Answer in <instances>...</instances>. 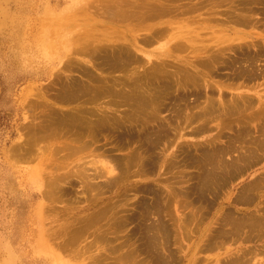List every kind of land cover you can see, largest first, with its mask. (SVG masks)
<instances>
[{"label":"rangeland","instance_id":"rangeland-1","mask_svg":"<svg viewBox=\"0 0 264 264\" xmlns=\"http://www.w3.org/2000/svg\"><path fill=\"white\" fill-rule=\"evenodd\" d=\"M207 1H219V0H157V1L156 0H152V1L151 0L150 1L149 0H145V1L144 0H0V264H87V263L89 264L90 261H93L94 259H95L94 261L96 262V264H99V262L97 261L98 258L101 259L100 264H106L108 261H109L108 263L110 262L113 263L114 260L116 261L117 257H118L117 259H119L118 262L116 261L117 263L114 262L113 264H118L119 262L120 264H123V262L121 263L122 261L121 259L124 258V256L122 255L120 256V254L117 255L118 253H123V255L127 254L126 256L127 257L129 256L128 259L130 258L129 260H131L129 263H132V260H133V263L135 264H136V261L139 262L137 264H141V263L142 264H157V263L158 264H162V263L163 264H169V263L170 264H264L263 262L264 261V246H263L264 244V232H263L264 225H262L264 223V217H263L264 209L262 208L264 207V179H263L264 178V149H262L263 151L260 149L262 145L261 146L259 145L260 148L257 147L258 150L257 152H255L256 153L255 155L252 154L254 153L252 149L255 148V151L257 149L256 145L258 144V141H255V140H258V138H260L259 140L263 141V136H264V133H261L262 129H264L262 127L264 126V123H263L264 120H262V117L264 119V114L262 113V111H264L262 109L264 108L263 107L264 106V27H263L264 26V23H263L264 22V10L262 14L264 0L256 1L257 4L259 5L257 4L255 5L254 4L255 0H251V1H254L253 6L251 5L252 9L255 10L254 12L252 11L253 16L251 19L253 20L255 18L253 20L254 22L261 21L263 24L261 23L259 24V22L258 23L253 22L255 25H253L252 23L253 27L251 25L248 28L246 27L244 28L243 26H238L235 23H228L225 21L223 23L222 19L224 17H222L220 14L221 13L225 14L224 12L225 9L223 8H226L227 10V7H225V5L222 6L221 3L213 2V3H216V6L211 8L209 7V5H206L207 3L205 2ZM152 5L156 6L157 7L156 10H158V12L156 11L155 15L152 14L149 8ZM228 5L229 4H227V6ZM207 8L209 10L210 8L212 10L213 8H215L216 11L210 10L209 12ZM127 14L133 15L134 17L136 16L135 17L136 19H134L133 16H129ZM128 17H131V19ZM256 24L260 26L257 27L258 25ZM228 27H231V28H228ZM227 29L230 32H228ZM233 29H235V31ZM153 31L155 32L157 31L159 33H156L157 36L156 37L153 36L152 41H151L150 36L155 35ZM243 31L246 33H244ZM241 32L244 34H242ZM190 35H191L190 37L191 41L193 40L192 42L186 41V38L187 37L189 38ZM234 37H236L237 39L232 40L234 39ZM239 37H242L243 39H240ZM147 38L148 40H146ZM171 38L173 41L171 40ZM142 39H144V41L146 40L147 42L146 41L143 42ZM178 39H180L179 44H181V40H183L182 44L184 45V47L182 48V50H178L177 48H174V46L178 45V44L174 45L175 41H179ZM225 39L226 40L229 39L230 43H228V41H225V43L222 44L221 40H225ZM219 40H220V43H219ZM246 41H249L251 45L249 46V42H246ZM172 44L174 45L173 47H171ZM235 44L239 48L241 47L243 49L237 48ZM226 45L227 46L229 45L228 46L229 48ZM125 46L127 47V50ZM178 46L182 47V45H178ZM224 46H226L228 50L230 49V51H228L227 49L224 50L225 49ZM115 47H117L118 49H120L121 47L122 51L121 49L118 51V49L117 48L115 49ZM222 47H224L223 53L220 51L222 49L217 50ZM233 48L234 50H232ZM108 49H110V52ZM106 50H108V52ZM244 50L247 53L248 52L249 53L247 54ZM219 51H220V54H219L220 56L224 54L223 55L224 58H220V60L217 59L220 56L218 55L217 57L216 55L214 56V54H218ZM99 52L102 53L103 57H101V54ZM116 52L118 53V55L120 54L121 56L120 55L118 56ZM127 52L130 55V57H127L126 55ZM106 53L110 55H114V56H110V55L108 56ZM104 55L105 56L107 55V57H104ZM209 55L210 57L211 56L212 57L210 58ZM213 56L216 57L217 60L215 58L213 59ZM135 57L137 58L136 60H135ZM231 57L237 60L234 61ZM253 57H256V58L254 59ZM107 58H111V59L114 58L115 60L113 61L110 59L111 61L108 62ZM127 58L128 60H126ZM243 58L244 60L246 58L247 59L245 61L243 60L244 61L243 62L242 61ZM121 59H122L121 61L122 64L121 63L119 64L120 62L119 60ZM123 59L126 60L128 63L130 64L132 63L134 65L132 64L130 65L124 62ZM212 59L215 62H212ZM222 59L225 62H228L229 65L232 64L231 67H229V65L225 63L224 61L223 63ZM230 59H232V61ZM250 59L251 60L254 59V61L253 60L251 61ZM106 61L110 64L109 66L107 65L108 63ZM249 61H251L252 63ZM111 62H115V63H111ZM165 62H167L166 65L168 64L167 65L168 67L163 66L165 65L164 64ZM160 63L161 65H159ZM244 63L247 66L249 65L251 66L252 64L253 65L252 71L254 70L253 73L256 75L252 74L251 67L249 66L247 68ZM248 63L250 64L248 65ZM112 64H116V66ZM155 64L156 66H158L157 68H155L156 67ZM223 64L225 65L227 64V65L225 66ZM242 64L245 66H243ZM117 65H120V66H117ZM129 65H130L129 67L130 71L127 74L136 75L138 72L142 71L143 74H141L140 72L139 75L140 74L142 75L141 77L143 79L141 81L143 82L144 85H146L145 87L147 88L145 89L144 85L139 80V78L141 79V77H139L138 74L136 75V77L135 75L134 76L132 75L134 79L133 82L134 83L136 82L134 85L136 86L137 84L140 83V85H137V87H135L132 84V86L136 88L134 90L137 92V94L139 93L140 96L138 95L136 96L135 91L129 88L131 85L128 86L127 84L125 87V84H124L125 91L124 90L123 91L126 92V90L129 88L127 90L129 93L126 92L124 93L125 95L123 94L124 99L121 98L123 96L122 94H121L122 96L119 95L121 98L120 100L118 99L119 98L118 95L117 97L113 95L118 94L120 92V89L122 91L123 89L121 88L123 85L122 83L129 82L128 78L131 76L128 77V75H125L126 73L124 74L125 71H123L125 70L124 68H126V66L128 70ZM233 65L236 67L239 65H242V67L247 68V70L244 68H241V66L239 67L240 69L238 68L239 71L237 70L236 67H235L236 68L235 70V68H233ZM113 66L114 68H117V67L118 68L114 69ZM161 66H163L162 67V69L164 68L163 70L169 73L172 72V73L177 74L178 73L177 71H179L180 76L179 74L175 75V74L167 73L168 74L167 76L169 75L170 76H169V79H165L164 78L165 73L162 70L163 72L162 71L161 72L163 73L164 76H162V80H161L160 76L162 74L160 75L159 73H157L161 69ZM133 67H135V69L137 68V70L133 69ZM177 67L178 68L180 67L181 68V69L179 68L180 70L184 69L182 67H186L187 69L185 68L184 70L188 71L189 76L190 74H194V73L196 75L195 74L191 75L190 78L193 77L191 80L188 76L187 78H184L183 77L184 73L186 72L185 73V76H186L187 71L183 70L182 71L183 73H182ZM87 69L89 72L87 71ZM131 69L135 71L133 72ZM157 69L159 70L157 71ZM241 69H242V72H240ZM148 70L153 72L152 76L150 73H144V72H147ZM244 70L247 72L245 73ZM136 71L137 73H135ZM234 72L237 75H235ZM239 72H240V76L238 75ZM88 73H91L92 75H89ZM94 73L96 75H94ZM144 74H147L149 77H147V75L145 76ZM157 74L160 77V80L158 82H157V79H159V77L156 76ZM241 74L242 75L244 74L243 75L244 77L243 76L241 77ZM251 74L254 76L252 77V79H251V76H248ZM123 76L124 78H122ZM167 76L166 78H168ZM198 76H199V79H198ZM98 77L102 80V83L97 82L100 80V79L99 80L97 79ZM120 77L121 79H123L122 81L119 79ZM132 77H131V80H132ZM153 77L155 78L153 79ZM149 78L154 82L152 83L151 81H146V80H150ZM194 78L195 80L193 82L192 80ZM196 78L197 80H199V82L196 80ZM108 79H111L109 80V82L111 81H112L111 83L114 82V85L111 83H108ZM172 79L175 82H173ZM76 80L79 81L78 85L76 83L77 82ZM116 80L117 81L120 80L121 82H117ZM71 81L72 83H70ZM83 81H86V84ZM171 81L173 84L171 83ZM180 81L184 83L185 85L184 88H187L186 90L183 88L184 85ZM195 81L198 82V84L201 81L200 83L201 85L199 84L198 86L196 83V85H192V87L187 86L188 83L192 84V82L195 83ZM92 82H95V83L97 82V83L95 84ZM104 82H106L107 85L106 83L104 85ZM148 82L150 83L146 84ZM155 82L157 86L154 85V87H152L153 85L151 86V84H155ZM176 82H178L179 84L182 83L180 85L182 88V91L183 90L186 91V92L183 91L184 94L181 93L182 92L180 90L181 88L180 89L178 88L180 86H178V83ZM73 83L74 84L76 83L75 86L73 85ZM80 83L81 85H79ZM88 83L90 84L92 89L91 87H87ZM66 84L67 86H65ZM71 84H72V87L71 86L69 87L68 85H71ZM92 84L93 85L95 84L96 86H98V89L99 88L101 89L102 84H103V88L101 90H103V92L106 91L104 93H107L109 91L110 93L109 92L108 93L110 94V97H108L109 95L107 96L106 94L102 95V92L99 91V93L102 95L100 96L98 92H96V90L93 89L94 86ZM167 84H169L170 90L169 88L164 89V86L165 85L167 86ZM174 84H176V86H174ZM76 85L79 86V88ZM99 85L101 87H99ZM108 85H112L114 88V91L116 90V93H113L112 87H109ZM147 85H150L149 89ZM172 85L174 86L172 90H175L176 92L171 91ZM63 86L68 88L67 89L68 92L70 91V89L73 91H76L78 93L77 94L75 92V94L77 95L76 99H75V94L73 91L72 93L70 91L69 96H66L68 92L67 94L65 93L66 90H65V87L63 89ZM82 86L85 87V88L83 87V91L84 89L86 91V88L88 89L90 88V92L88 90L87 94L82 95V93L85 92V91L84 92L82 91V88L80 89V87ZM105 86H107L108 89H106L107 87ZM140 86L142 87V89L140 88ZM155 87L159 89H155ZM94 88L96 89L97 87H94ZM153 88L158 92H160L159 90L162 91L163 89L164 91L159 94L158 92L153 91L154 90ZM92 90H93V94H91ZM130 90H132L133 94L135 95L131 94L130 96ZM144 90L146 91L145 92L146 94L144 93ZM151 90L153 94L156 92L154 96H152L150 92ZM167 90H169L175 95L171 94ZM165 91L169 93L167 94V92ZM63 92L66 95L64 94V96H62ZM177 92L181 94H178ZM95 93H97L98 95H96ZM70 94H73V95L70 96ZM79 94H81L80 95L81 97H78ZM94 94L95 96H99V97L95 98L94 96H92ZM127 94H129L130 96V97L128 96V98H130V100L128 99L129 101L126 100ZM164 94H167V95L165 96ZM141 95L142 97L143 95L146 97L148 96L147 97L148 99H145L146 97H143L144 100H147L145 101L147 102L146 104L143 101L144 104L145 105L148 104V106L146 107L145 105L143 106L142 104L143 102L141 101L143 100V98H141ZM159 95H161L163 99H166V101L159 98L160 97ZM181 95H183L187 100H184V97H182L183 99L182 100ZM156 96H159L158 98L167 104L163 102L159 103L160 100L156 98ZM164 96L165 97L168 96V97L165 98ZM178 96H180V98ZM194 96L196 97V100ZM59 97L61 99L62 97H66V98L69 97L66 99L68 102L65 101V98L62 100L58 99ZM72 97H74L73 99L74 101L71 100ZM91 97H94L95 100H93V98ZM90 98L92 102H90L91 101ZM110 98H111V102L109 100ZM152 98L157 99L159 105H156L157 104L155 102L156 100L155 99L153 100ZM168 98L170 99L172 98L175 101V103H178V100L180 102L182 101L183 102L182 106L180 102H179L180 104H175L172 99L171 101ZM175 98H177V102ZM233 98L234 99L237 98L236 101ZM247 98H250V99L248 100ZM85 99H87L89 102H86ZM211 99L213 101H211ZM225 99H227L228 101ZM112 100L114 101L112 102ZM115 100L119 102H116ZM133 100H134V103L132 102ZM148 100L149 102H151V100L153 101L152 103H148ZM207 100L211 101L210 103L213 102V105L211 107H208L209 102H207ZM214 100L216 102H214ZM243 100L244 101L247 100L250 106L248 105L246 108H244L247 105V103L244 102ZM120 101H125L126 104L128 103L129 106L132 103V106H134V108L133 107L132 108L134 110L131 109L130 112L134 113V116L132 115L134 119H132V117H129L131 116V113L129 116L124 114L126 109L127 111L130 110L131 106L130 107L125 106L124 102H121L120 104ZM136 101H139V103L143 107L139 103L136 104L135 103ZM109 102L111 103V105ZM154 102L156 104H153ZM190 102L192 104H190ZM222 102L224 103L229 102V105L232 103L231 105L233 106V108L235 107L236 110H233V108L230 106L231 109L229 108L230 110L228 112V108L226 109L227 105L226 106L222 105L224 104ZM112 103L113 104L116 103V104L113 106ZM162 103L165 107L162 106ZM170 103L171 104L174 103L175 104L174 107H172L173 104L172 106H170L171 105ZM193 103L195 106H193ZM235 103H238L237 104L238 106H236ZM134 104L138 108L141 106L139 109H142L144 113L147 112L146 115L141 114L142 110L140 111L138 108H135ZM187 104L189 106L192 105L193 107L191 106L192 107L191 108L188 106L189 107L188 109ZM217 104H218L217 107L220 110L216 107ZM153 105H156V107H154ZM160 105L162 108L160 107ZM214 105H215V108L212 109ZM241 105L244 107H242ZM170 107H172L171 108L172 110H176V111L175 112L172 111ZM200 107L201 109L204 107L203 108L204 110L202 109L203 111H208V110L212 111V114L210 113V111H209L210 114L208 113L207 114L213 117L212 118L208 116L204 117L203 115L205 114V112L202 113L203 111L200 109ZM237 107L241 108V111H239V108L237 109ZM77 108L80 110V114L75 111V109ZM87 108H88V111L86 110ZM92 108L96 112L93 111ZM216 108H217V111H216ZM89 109L90 110L92 109L91 112ZM162 109H164V111ZM183 109L185 110L183 111ZM138 110L140 111L139 113L143 116H141L139 113L136 112ZM213 110L216 112H214ZM226 110L228 113H230L229 115L226 112ZM242 110L243 112L244 111L246 112L244 113V115L242 114L243 117H246L247 115L250 117L251 116L254 117L255 114L253 113L255 111H257L258 113H257V116L255 115L256 117V118L254 117L255 119L251 117L253 120L252 119L250 120V117L248 116H247V119L245 118L243 119V118H239L240 116L242 117V115H238L242 112ZM247 110H249V112ZM189 111H191V113ZM199 111H202V112L199 113ZM234 111L235 112L237 111L236 114L237 113L238 114L236 115ZM67 112L71 113V114L69 113L71 116V119L69 118V115H67L68 114ZM72 112L75 114L74 116L72 115L73 114ZM93 112L96 116L97 114H99L101 118L99 115H98L99 118L96 116L94 117ZM218 112L220 113L219 115L221 117L217 114ZM221 112L223 115H225L224 113H227L226 116L224 117L223 115H221ZM232 112L235 114V116L237 117L239 116V117L236 118L234 115L232 116L231 115ZM260 112L263 114L262 117H261L262 114ZM62 113L63 114L67 113V114H65L64 116ZM121 113H123L124 115ZM148 113L149 115H147ZM180 113L182 114L180 116L182 118L179 117ZM195 113L198 116L195 115ZM153 115L159 118L158 122L156 121L157 118L155 117H153L154 119L152 117L146 118L147 116H153ZM55 116L56 117L61 116L59 120L67 117L66 123H64L65 119L61 120V123L63 125H61L59 120H58L59 122L54 121V119H56ZM227 116H230L228 117L230 119H228ZM50 117H53V119L52 118L50 119ZM76 117L78 118V120L76 119ZM107 117L109 120L107 119ZM121 117H122V120H121ZM165 117H167V119ZM171 117H174V118H171ZM192 117L195 120L192 119ZM127 118H130L128 120L129 124L126 123ZM213 118L215 120H213ZM88 119H90L91 122ZM94 119H95V122H94ZM110 119H112L113 122H111ZM118 119H119V122L120 121L123 122L121 123L122 126H124L125 124L128 128L126 126H124L125 128L124 127L120 128L121 124L118 125L119 124ZM152 119L155 121V123ZM231 119H232V122H231ZM258 119L259 121L260 120L263 121V122H260V125H259ZM50 120L51 122L54 121L53 126H55L56 124H57V127L59 126L58 128L60 129L56 128V126L54 127V129L56 128L60 132L58 131H55L56 133L52 132L54 130H53V127L52 128L49 127V124L51 122H48V121ZM67 120H69L70 123H67ZM92 120H93V124H92ZM71 121H74L75 122L74 124L77 125L78 127L80 126V123H82V121L86 122L84 125H82L83 129L87 130L85 135L82 134L84 133L85 130L83 131V129L80 128L81 126L79 127L80 129L76 130L75 128L76 130L75 131L73 128V126L75 127V125H73V122ZM151 121H152L154 128H152ZM161 121L163 122V125ZM179 121L181 122L179 123ZM43 122H44L45 128H46L45 123L47 122L46 123L47 127H49V129H51V133H53L52 138L49 137V140H48V136H50L49 135L50 131L48 130L49 133L46 132L47 128L46 130H44ZM136 122H139L138 123L139 125H137ZM142 122L143 123L145 122L144 123L145 125H141L140 123ZM146 122H147V125H146ZM58 123L61 125V127ZM94 123H97V126L98 124L100 125L99 127H96V130L94 129L96 126V124ZM104 123L108 124L107 127H109L110 131L108 129L104 130L105 128L103 129L104 131L102 130V128L105 125ZM112 123H115L116 125L115 124L113 125ZM243 123L245 126L243 125ZM261 123L263 124L262 126H261ZM41 124L42 126H40ZM69 124L71 125L70 129H69ZM86 124L88 126H86ZM131 124L133 127L131 126ZM159 124L162 125L163 127L162 126L159 127ZM65 125L67 128L65 127ZM90 125H93V126L91 127ZM101 125L103 127H101ZM112 125L113 127H111ZM129 125L131 126L132 129L130 128ZM38 126L40 127V129H43L44 132L43 130H40L42 133L39 130H36ZM62 126H64L65 129ZM85 126L87 129L85 128ZM115 126H119V128ZM138 126L140 128L143 126V129L146 126L147 127L150 126V127L149 128L146 127L147 129L143 131L142 128L137 129ZM156 126H158L159 128ZM240 126L241 128L243 127V130L241 128L239 130ZM245 127H248V128H245ZM91 128H93L94 131H96L95 133H97L98 136L102 135L101 136L102 138L98 137L97 135H94L95 133L93 129ZM258 128H262V129L259 130ZM89 129L91 132L89 131V134H88ZM123 129H125L124 130V132L126 131L125 133L123 132ZM32 130L34 131L36 130L35 132L33 131L34 134ZM61 130H63L64 134H66L67 132L70 133V130H72L71 135L66 134L65 135L66 137H64L65 139L68 136H70V138H67V141L66 139L62 140L64 134L62 133ZM116 130H118L117 132H120V133L115 132L116 133L115 134L114 131ZM120 130L124 133V135H121ZM241 130H242V134H241ZM73 131L75 132L78 131L80 135L78 134V132L75 133ZM100 131L101 132L103 131L102 133L106 131V133L103 135ZM137 131L141 133L143 132V135L141 133L139 134ZM145 131L148 133H145ZM151 131L153 132L155 136L153 134L150 135L149 132ZM164 131H167V133ZM163 132L166 134H164ZM43 133H48V136L47 134H43ZM59 133H60V136L58 138V136L56 137V135ZM136 133L141 135V137H138L139 135H136ZM62 134L63 136H61ZM76 134H78L79 136ZM110 134H112L111 137H110ZM126 134L128 135V137ZM239 134L240 136H242V138H239L240 137ZM261 134L263 135L262 137H260ZM37 135L38 136L46 135V136L39 137L40 140L41 138L43 139L40 141L36 138L38 137ZM73 135L74 137H72ZM75 135L78 136V138H76ZM82 135L84 136L81 137ZM91 136L93 137L96 136L95 144H91L94 142V139ZM103 136H107V137H103ZM113 136L114 137L117 136V138H114ZM151 136H154V138L152 137L153 139H155L156 137L158 138L156 140H153L152 141L153 143L150 142L151 144L150 143L148 144V141L152 140V139L150 140L148 139ZM79 137L83 138L82 139L83 141L80 142L81 139ZM90 137L93 140H91ZM97 137H98V140H97ZM118 137L119 139L124 138L123 140L124 141L126 140V143L122 139H121L122 141L121 142L118 139ZM133 137L137 139L135 140ZM127 138H129L130 140H128ZM132 138L134 140L131 141ZM159 138H161L162 140ZM70 139L75 142L78 139L79 143L78 142L75 143L73 141L71 142ZM111 139L113 140V142ZM139 139H140V142H139ZM86 140H87L88 145L85 142ZM88 140H91V141L89 142ZM145 141L147 142L145 143ZM262 141H259V142L263 144L264 141L263 142ZM65 142L68 145L71 144L69 145V148H71V153L75 149L77 151V148L79 147L78 145L82 146L81 147L82 149H80V147L78 149L80 150V154L78 155V152L74 151L75 154L77 153V156L74 155L76 157L69 155L70 150L68 147L67 148L69 151H65V152L64 150L62 151L60 148L63 147V149H65L66 147H65V144L62 146L60 143L63 144ZM83 142L85 143L81 144ZM128 142L131 144H127ZM160 142L162 143L159 144ZM51 143H53V145ZM111 143L112 144L114 143V144L112 145ZM241 143H242V146L239 147ZM33 144H36V146ZM60 145L62 147H60L57 151V147L55 146L59 147ZM138 145L141 146L142 150L144 149L143 150L144 153L143 152L140 153L141 149H139L140 147L138 148ZM250 145H251V148L252 147L253 148L247 149L248 146L250 147ZM70 146H76V147L73 148ZM122 146L124 147L122 148ZM84 147L85 148L90 147V148L85 149ZM134 147L136 148L134 149ZM153 147H155L154 150L158 148L156 150H159V152L156 150L155 151L152 150ZM238 147L240 149H236ZM53 148H55L56 150L53 151L54 150ZM67 148L65 150H67ZM83 148L85 150H83ZM220 148L222 149V151L218 152L221 150ZM223 148L227 152H224ZM109 149L111 152L109 151ZM132 149L134 150L137 149L136 150L137 152L134 150L130 152ZM146 149L147 150L149 149L150 151L148 150L145 152ZM229 149H231L232 151ZM212 150L215 152L217 151L218 153L217 152L216 153L218 155L216 154L217 156H215V152L214 154L209 155L210 151L211 153H213ZM249 150H252L251 151L252 153L251 152L249 153ZM205 151H208V152H205ZM243 151L246 153L244 154ZM66 152L68 153V156L63 155ZM155 152L159 154L157 155V153ZM202 152H205V154L203 153L204 157H203ZM126 153H128L127 156H126ZM133 153L134 154L137 153L138 158L136 157V154L134 155ZM138 153L140 155L142 153L143 154L146 153V155H144L143 159H141V157L138 156L139 155ZM221 153L223 157L220 160L223 159L222 160L223 163L222 161L221 162L218 161L220 157L219 155H221ZM224 153L226 154L224 155ZM248 154L249 156L250 154L252 155L251 159L249 156H247ZM133 155L136 158H134ZM148 155H153L157 157L156 159L155 157L153 158V156H150L149 158ZM205 155H207V157L210 158L208 159L211 161L207 160L206 159L207 157L205 158ZM212 155H214V157H212ZM245 155H246L245 158L249 157L246 160L248 161L250 160L249 163L247 164L246 162L248 161H246L245 159L244 160L246 162L242 160ZM253 155L255 156L256 159L254 158ZM125 156L127 159H128V156L130 157V159L132 160L134 159L132 162L130 159L128 160H130L131 164L134 163V161H136V164H135L136 166L132 164L134 166L132 168V165L129 164V161L126 162V164L128 163L129 166L131 165L130 169L128 165L127 166L124 165L126 158H124L123 160V157ZM132 156L133 158H131ZM118 157H120V160H116L117 161L116 162L115 159L116 158L119 159ZM197 157L201 159L200 162H198L199 159ZM237 157L238 158L242 157L239 159L241 161H238ZM213 158L215 159V161L213 160ZM195 159H197L196 160L197 164L195 163ZM216 159H218L217 162H216ZM233 159H234V163H237V165L236 164L234 165H236L235 166L236 169L239 168L237 169L238 171L234 169L233 165H230L233 162ZM121 160H123L124 162L122 163ZM147 160L149 161V163ZM151 160H155V162ZM160 160H161V163H160ZM165 160H166V163L164 162ZM185 160L188 162H186ZM225 160L226 161L228 160V162L231 160L232 162L230 161L231 163L229 162L230 164H228V162H226ZM84 161H86V164H81ZM139 161L140 162L142 161L141 165L139 164ZM150 161H151V165H150ZM90 162L92 163V165ZM120 162L123 164V166L122 165L118 166V164H121ZM202 162L205 164H203ZM208 162L209 163L214 162V163L213 164L211 163V165H209ZM218 162H220V165L218 164ZM75 163L82 165V166L80 165L79 166L80 168L83 167L85 172L80 170L78 165L77 167H75L76 165ZM167 163L170 164V166ZM221 163L223 165L228 164L227 166H230V167L233 166L232 168L234 170V173L236 174L233 173L232 175L231 173L233 172V170L232 171L230 170L231 171L230 172L227 169L228 167H225V166H224V169L225 168L226 169L225 170L223 169V170L226 172H224L221 168V166H223L221 165ZM68 164L69 166H67ZM215 164H218V165H217V168L214 169V171L217 170L215 171V172H218L216 173L217 175L221 173L219 175L220 179H225L226 182L223 183V181L221 180V182L218 183L220 186L219 188L218 184L215 183L216 181L218 182V180H220L218 177L217 178L218 180L216 179V181L210 185L212 187L210 186L206 187L205 185H203L204 187L203 186L199 187L198 185L202 183L201 181L206 182L204 180L205 177H207L212 172L214 173L211 167H213ZM73 165H74V168H72ZM204 165H207V166L204 167ZM96 166L100 168V169L98 168L99 171L101 170L102 166L112 167L113 173L110 174L109 176L110 179H107L108 178L107 176L106 177L105 176L96 177V178H93V176H90L94 174L93 171L94 169L97 168ZM120 166H122V168H124L125 166L126 167L123 170L121 169ZM137 166L139 167L137 168ZM199 167L200 169H202L203 167L207 168L209 173H207V169L203 170V171L206 170V172L200 171ZM230 167L229 169H231ZM87 168H89L90 170V171L88 170L89 172L87 171ZM90 168H92L93 170H91ZM126 168L129 169L128 170L129 172H127ZM218 170L219 171L222 170V171H220L219 173ZM227 170L229 172H227ZM71 171H73L75 174H73L72 172V174L70 175L69 173H71ZM80 171L86 174L87 173L90 174V175L87 174L88 176H86V174L83 175L85 176L84 177L85 179L87 177L86 179L87 181H85V179L82 178L83 176L82 177L80 176L82 175L80 174ZM96 171L98 170L96 169ZM122 171L124 175L122 174ZM65 173L66 174L68 173V175H66L68 178L73 176L72 179L70 178L68 179L67 177H65L67 178V180H65V178H63L64 176L63 177L61 176L63 180L60 178L61 181L58 182L59 180L58 178L60 174L64 175ZM197 173H198V176L201 177V181L197 180L198 179L196 176ZM76 174L79 176L81 180L77 178L78 176ZM118 175L122 177V179L120 177L118 178ZM223 175L226 177L225 178L222 177ZM74 176L75 177L77 176V177L75 178ZM111 177L113 181L111 180ZM177 177L178 178L183 177V178L182 179L179 178L180 179L179 180ZM53 178L55 180H53L52 185L50 186V184H48V181L49 179L51 180ZM116 178L117 180L119 179L117 181V184L114 181ZM226 178L228 179L226 180ZM195 179L196 181H194ZM256 179L258 180V182L261 181L263 185L261 184V182H259L262 186L260 185L259 188L257 186L255 187V189H253L254 187L249 189L250 190V191L248 190L249 193L251 192L250 194H253L254 198L252 197L253 198L252 199L251 195L247 193L246 195H248L247 198L249 197L250 203H247L248 202L247 199H245L247 202L243 199L246 197V195H243V198H242V202L245 201L246 203L244 202L242 203L241 202L242 196L238 194L239 193L241 194V192L242 194H244L245 192L243 193V191H245V189L243 188L245 187L247 191V188L251 186L252 184H254ZM110 180L115 185L112 186V183L110 182ZM54 181L56 182L55 185L56 184L59 185V187L56 185V187H58L57 188L58 192H57V189L53 185ZM81 181H83L86 184L90 183L91 186L93 185V183L94 185L95 184L98 185L99 183L100 187L98 185V189H96L97 187L95 185L94 188L96 187L95 189L97 192L96 191L92 192V189L93 190L95 189L92 188L90 184L88 186ZM106 182L107 183L110 182V183L106 184ZM197 182H200V183L197 184ZM103 183H105L106 186H103ZM220 183H222L223 185L221 184L222 185L221 186ZM259 183H257L256 185H259ZM47 184L49 185V187H52V189L49 188L48 186L46 187ZM109 184H111L110 187H109ZM214 184L217 187H215ZM194 186H197L199 188L197 189ZM213 186L215 187V190H214L215 192L219 190L215 194H214V191H212L213 190L212 188H214ZM47 188H49L50 191ZM85 188H88V189L91 188L90 190L91 192L90 193L87 192L89 190L86 189L87 190L86 191L84 190ZM148 188L151 190H149ZM192 188L193 189L195 188L194 191L196 189L197 190L194 192ZM201 188L202 190L203 188L207 189L206 192H204L205 190L203 191V193L200 192L202 191L200 190ZM53 189L55 190L53 191ZM208 189L209 190L211 189L210 192ZM256 189L257 190L259 189V190L256 191ZM152 190L155 192H153ZM175 190L177 191L176 192L177 194L174 193ZM189 190L193 191V193ZM51 191L57 193L58 195H56L55 193ZM102 191L103 193H98ZM179 191H180V195L178 194ZM198 191L200 192V194L202 193L203 197L205 196V194L207 196L203 198L199 194L200 195V198H199V196H197L199 193ZM169 193L171 195H169ZM46 194L47 195L49 194V197L46 196ZM98 194L99 196H96ZM213 194L216 196H213ZM92 196H94L93 199H92ZM167 196L168 197L172 196L173 199L171 198L169 200ZM51 197H53L54 199H51ZM154 197H156L158 200ZM255 197H257L258 199ZM159 199H161L162 203L159 201ZM167 199L169 200L170 204L168 203ZM154 201H156L157 203L159 202L158 205ZM143 202L144 204L146 203L147 204L144 205ZM194 203H196V205ZM206 203L208 205H206ZM153 205H157V208L159 207V205L162 208L166 205L170 207L169 208L166 207L168 211L167 209L165 210V207L164 209H160L161 207H159L160 212H161L160 213L158 211L159 209L154 208ZM230 208L233 210V212ZM229 210H231L230 213H228ZM100 211L101 212L103 211L104 213L102 212V214H105L106 217L104 216V218H101L100 217L101 213L99 214ZM156 212L157 213L159 212L160 215L156 214ZM225 212H227L226 213L227 215H225ZM194 213L196 215H194ZM143 214L145 216H142ZM237 214L240 215L238 216V218L243 217L242 216L243 214L244 216L246 214L253 216L254 214L253 217H255L256 215L258 218L263 219L261 220L263 221L262 224L260 223V220H258V218H253L252 216H251V219H249V220H252V222L248 221L249 215L245 216L246 222L247 221H248L247 223L250 222V224H248V226H250V225H253V221H254L255 225L250 227V228L253 227V230L255 229L257 230L259 223L261 224L262 227H260L259 228L260 230L258 231L255 230V232L251 229L252 230V234H251L250 228H248L250 232L245 233L248 230L246 228L247 225L245 226V224H244L245 226L244 229H243L244 226L242 224L240 225L238 224L241 227L239 230L240 232L238 231L239 233L236 232L239 227H237L235 224L232 225L228 222L230 225L228 223H227V226L222 225V224H226L224 223L226 219L228 220L230 219L229 217H232V216L237 217L236 216ZM97 215H98V218H96ZM115 215L119 216L120 218H123V221L122 219L115 217ZM193 215L195 216V218ZM158 216L161 217L162 220L161 218L159 219ZM178 216L181 218H179ZM89 218L90 219L96 218V219L95 220L92 219L93 222H91L92 220L90 221ZM124 218L126 220H124ZM157 218L159 220H157ZM183 218H185L186 220ZM86 220L88 221L89 224L87 223ZM160 220L162 224L161 222H159ZM256 220L258 221L255 222ZM85 221L87 224L85 223ZM152 221L155 222L154 223L155 225L156 223L158 226L161 224L162 225L161 230L164 228L163 225H165L166 229L169 228L170 229L169 235H168V230L167 232L163 233L160 229L158 230V226L157 225L155 226ZM180 221L183 223H180ZM90 222L92 223V226H90L91 224ZM151 222L153 226L149 225V223ZM112 224L113 225L115 224V227L117 228H115ZM220 224L224 227H220L221 226ZM148 226H150L149 231L147 229ZM154 226H155L154 228L155 231L153 230ZM183 226L185 227L184 229H183ZM77 227L78 228L83 227V229L85 228L86 229L84 231L81 229L83 231L81 233V230L80 231L79 229L76 230ZM174 228H176L177 230H175ZM224 229H228V230H224ZM151 230H153L152 232H155V233L157 232L156 237L151 234L152 233L150 232ZM158 231H161L160 234L162 233L168 236L166 235L161 236L158 233ZM170 231H173V232L170 233ZM225 231H228V232H225ZM231 231H233L234 234L238 233L237 235L236 234L235 235L239 236V238L230 234ZM220 232H224V234H227V235L230 234V237L228 236V238H226V236H224L223 233L221 234ZM147 233L149 234V236ZM219 234L220 236L223 235V237L222 236L219 237ZM75 235L76 236L80 235V236L76 237ZM150 235H152L156 239L159 238L158 240H160V242L158 240L157 242L156 240L153 241V239L155 238H153ZM246 235L248 236V238L245 237ZM74 236L77 238V240L74 239ZM101 236L110 238L109 240L112 239V242L109 241L108 239H105V238L103 239V237L101 238V241H100ZM72 237H73V240H72ZM163 237L165 239L166 237L168 238V240H164L166 244L165 242L162 244L163 242L162 239H164ZM217 241L219 242L217 243ZM151 244L157 248L156 250L157 253L155 251L156 248L154 249L153 248L154 246L151 247ZM120 245H122L123 247ZM147 245L149 246V248L147 247ZM159 246H161V249ZM111 248H115V249L112 250ZM118 248L123 249V250H120ZM117 249L119 250V252ZM148 249L151 250L152 253ZM152 249L155 251L156 256L157 254L161 255V256L160 255L157 256V260L159 262L155 260L156 259L155 254L154 256L153 255L150 256V254L154 253ZM161 252L163 255L161 254ZM77 253L78 254L80 253V254L78 255ZM131 253H133L132 257H130ZM169 253L171 255L173 254V256L171 255L169 256ZM76 255L78 257L80 256V258L78 257L75 258ZM99 255H101L102 258ZM103 255L105 256L107 255V256L104 257ZM94 256L95 257L97 256V259ZM133 256L134 257L136 256L135 258L136 260L134 259ZM165 256L168 260L165 258ZM92 257H94V259ZM127 257H125V259H127ZM150 257H153V260L152 258L150 259ZM158 257H160L162 260L161 259L159 260ZM172 257L176 261L174 260L173 262ZM239 257L244 262L243 261L241 262V260L240 262L239 260L235 261L236 260L235 258H239ZM103 258H105L104 259L105 262H102ZM100 259L98 260L100 261ZM94 261H93V264H95ZM123 261L126 262V260L124 259Z\"/></svg>","mask_w":264,"mask_h":264},{"label":"bare ground","instance_id":"bare-ground-1","mask_svg":"<svg viewBox=\"0 0 264 264\" xmlns=\"http://www.w3.org/2000/svg\"><path fill=\"white\" fill-rule=\"evenodd\" d=\"M144 1H145V0H144ZM149 1H150V0H149ZM151 1H152V0H151ZM156 1H157V0H156ZM256 1H260V0H255V3H254V1H251V0H219V1H207V2H205V3H207L206 5H209V7H211V8L216 6V3H213V2L221 3L222 6L225 5V7H227V10H226V8H223V9H225V11L223 10V11L225 12V14L220 12V13H221L220 15H221L222 17H224V18L222 19V20H223V23H224V21H225V22H228V23H235L236 25H238V26H243L244 28H245V27L248 28L249 26L252 25V23L254 22L253 20L255 19V18H254V19L252 20L251 18H252V16H253V15H252L253 12L255 11V10L252 9V6H253V3H254L255 5L257 4ZM261 1H262V0H261ZM212 3H213V4H212ZM263 3H264V2H263ZM227 4H229V5L227 6ZM251 5H252V6H251ZM257 5H259V4H257ZM263 5H264V4H263ZM209 7H208V8H209ZM254 7H255V6H254ZM254 7H253V8H254ZM256 7H257V6H256ZM149 8H150V10H151V12H152L153 15L156 14V11L158 12V10H156L157 7L154 6V5L150 6ZM208 8H207V10H209ZM211 8H210V10H212ZM259 8H260V7H259ZM135 9H136V8H135ZM210 10H209V12H210ZM263 10H264V6H263V9H262V14H263ZM212 11H216V9L213 8ZM221 11H222V10H221ZM252 11H253V12H252ZM134 12H135V11H134ZM136 14H137V13H136ZM136 14H135V15H136ZM254 14H255V13H254ZM256 14H257V13H256ZM258 14H259V13H258ZM127 15H129V14H127ZM224 15H225V16H224ZM259 15H260V14H259ZM129 16H133V15H129ZM133 17H134V16H133ZM135 17H136V16H135ZM135 17H134V19H136ZM128 18L131 19V17H128ZM260 19H261V18H260ZM260 19H258V20H260ZM222 20H221V21H222ZM261 20H262V19H261ZM258 22H259V24H260V23H261V24L264 23V22L262 23L261 21H257V22L255 21L254 23H258ZM254 23H253V25H255ZM221 25H222V24H221ZM253 25H252V27H253ZM256 25H258V24H256ZM225 26H226V24H225ZM232 26H233V25H232ZM234 26H235V25H234ZM259 26H260V25H258L257 27H259ZM257 27H256V28H257ZM263 27H264V26H263ZM228 28H231V27H228ZM260 28H261V27H260ZM222 29H223V28H222ZM237 29H238V28H237ZM242 29H243V28H242ZM225 30H226V29H225ZM233 30L235 31V29H233ZM243 30H244V29H243ZM220 31H221V30H220ZM227 31H228V29H227ZM241 31H242V30H241ZM153 32H154L155 35L150 36L151 41H152V37H153V36L156 37V36H157L156 33H159V32H157V31H156V32L153 31ZM228 32H230V31H228ZM243 32H244V31H243ZM248 32H249V31H248ZM231 33H232V32H231ZM236 33H238V32H236ZM241 33H242V32H241ZM244 33H246V32H244ZM244 33H242V34H244ZM250 33H251V32H250ZM189 34H190V33H189ZM191 34H192V33H191ZM187 35H188V34H187ZM250 35H251V34H250ZM180 36H181V35H180ZM182 36H183V34H182ZM243 36H244V35H243ZM243 36H242V37H243ZM248 36H249V35H248ZM251 36H252V35H251ZM158 37H159V36H158ZM190 37H191V35L189 36V38L187 37L188 39L186 38V41H188V42H192L193 40L191 41V38H190ZM228 37H229V35H228ZM242 37H239V38H240V39H243ZM248 38H249V37H248ZM250 38H251V37H250ZM144 39H145V38H144ZM144 39H142L143 42H145L146 40H148V38H147L145 41H144ZM235 39H237V38L234 37V39H232V40H235ZM244 39H245V38H244ZM149 40H150V39H149ZM171 40H172V38H171ZM178 40H179V41H175L174 45H175V44H178V45H182V47H179L178 45H176V46L179 47V48H178V47L174 46L173 44H172L171 47L174 46V48H177L178 50H182V48L184 47V45L182 44L183 40H181V44H179V43H180V39H178ZM172 41H173V40H172ZM225 41H228V43H230V42H229V39H227V40H226V39H225V40H221V43L223 44V43H225ZM146 42H147V41H146ZM149 42H150V41H149ZM246 42H249V41H246ZM246 42H245V43H246ZM219 43H220V40H219ZM236 43H237V42H236ZM245 43H243V44H245ZM170 44H171V43H170ZM184 44H185V43H184ZM238 44H239V43H238ZM241 44H242V43H241ZM241 44H240V45H241ZM246 44H247V43H246ZM235 45H236V44H235ZM235 45H234V46H235ZM250 45H251V44H250V42H249V46H250ZM220 46H221V45H220ZM226 46H227V45H226ZM226 46H224V47H225L224 50H226V49L228 50V48H229L228 46H229V45L227 46L228 48H227ZM245 46H246V45H245ZM224 47L219 48V49H217V50L222 49V50H220V51L223 53V52H224V51H223V48H224ZM230 47H231V46H230ZM236 47L239 48L237 45H236ZM242 47H243V46H242ZM247 47H248V45H247ZM116 48H117V47H115V49H116ZM125 48H126V50H127V47H126V46H125ZM168 48H169V47H168ZM234 48H235V47H234ZM234 48H233L232 50H234ZM240 48H241V47H240ZM240 48H239V49H240ZM111 49H113V48H111ZM117 49H118V48H117ZM120 49H121V47H120ZM120 49H118V51H119ZM128 49H130V48H128ZM170 49H171V48H170ZM209 49H210V48H209ZM241 49H243V48H241ZM108 50H109V52H110V49H108ZM108 50H106V51L108 52ZM166 50H167V49H166ZM172 50H173V49H172ZM175 50H176V49H175ZM175 50H174V51H175ZM248 50H249V49H248ZM248 50H247V51H248ZM98 51H99V50H98ZM100 51H101V50H100ZM115 51H116V50H115ZM115 51H114V52H115ZM118 51H117V52H118ZM121 51H122V49H121ZM220 51H219L218 54H214V56H215V55H216V57H217V55L220 56V55H219V54H220ZM228 51H230V49H229ZM244 51H245V50H244ZM244 51H243V52H244ZM249 51H250V50H249ZM104 52H105V51H104ZM112 52H113V50H112ZM117 52H116V53H117ZM236 52H237V50H236ZM245 52H246V51H245ZM94 53H95V52H94ZM96 53H97V52H96ZM99 53L101 54V57H103V56H102V53H101V52H99ZM246 53H247V52H246ZM248 53H249V52H248ZM248 53H247V54H248ZM103 54H104V53H103ZM106 54H107V53H106ZM131 54H132V53H131ZM169 54H170V53H169ZM225 54H226V53H225ZM228 54H229V53H228ZM252 54H253V53H252ZM257 54H258V53H257ZM107 55L109 56L110 54H107ZM107 55H106V56L104 55V57H107ZM117 55H118V53H117ZM117 55H116V56H117ZM119 55H120V54H119ZM119 55H118V56H119ZM122 55H123V53H122ZM126 55H127V57H130V55L128 54V52H127ZM133 55H134V54H133ZM133 55H132V56H133ZM211 55H213V54H211ZM223 55H224V54H223ZM223 55H221V56L218 57L217 59L220 60V58H224ZM245 55H246V54H245ZM250 55H251V54H250ZM110 56H114V55H110ZM116 56H115V57H116ZM120 56H121V55H120ZM214 56H213V59H214V58L216 59V57H214ZM222 56H223V57H222ZM251 56H252V55H251ZM136 57H137V56H136ZM136 57H135V60L137 59ZM209 57H210V55H209ZM211 57H212V56H211ZM211 57H210V58H211ZM228 57H229V56H228ZM228 57H227V58H228ZM241 57H242V56H241ZM243 57H244V56H243ZM245 57H246V56H245ZM111 58H112V57H111ZM111 58H107V59H108L107 61L110 62L111 60H113V61L115 60L114 58H113V59H111ZM125 58H126V57H125ZM125 58H124V59H125ZM229 58H230V57H229ZM231 58H232V57H231ZM238 58H239V57H238ZM247 58H249V57H247ZM247 58H246V59H247ZM253 58L255 59L256 57H253ZM110 59H111V60H110ZM124 59H123V61L126 62V63H128V62L126 61V60H128V58H127L126 60H124ZM131 59H132V57H131ZM131 59H130V60H131ZM213 59H212V62H215ZM217 59H216V60H217ZM232 59H233V58H232ZM232 59H230V60L232 61ZM246 59H245V60H246ZM254 59H252V60L254 61ZM228 60H229V59H228ZM233 60L235 61V60H237V59H233ZM243 60H244V58L242 59V61H243ZM245 60H244V61H245ZM250 60H251V59H250ZM252 60H251V61H252ZM256 60H257V59H256ZM256 60H255V61H256ZM107 61H106V62H107ZM119 61H120V62H119V64H120L121 61H122V59L119 60ZM223 61H224V60L222 59V62H223ZM234 61H233V62H234ZM242 61H241V62H242ZM244 61H243V62H244ZM251 61H249V62H251ZM108 62H107V63H108ZM116 62H117V60H116ZM160 62H161V61H160ZM187 62H188V61H187ZM210 62H211V61H210ZM224 62H225V61H224ZM224 62H223V63H224ZM229 62H230V61H229ZM239 62H240V61H239ZM99 63H100V62H99ZM101 63H102V62H101ZM107 63H106V64H107ZM111 63H115V62H111ZM162 63H163V62H162ZM166 63H167V62H165V63H164L165 65H163V66H167L168 64L166 65ZM225 63L228 64V62H225ZM245 63H246V62H245ZM245 63H244V64H245ZM251 63H252V62H251ZM255 63H256V62H255ZM121 64H122V63H121ZM128 64H130V63H128ZM131 64H132V63H131ZM131 64H130V65H131ZM136 64H137V63H136ZM227 64H226V65H227ZM233 64H234V63H233ZM238 64H239V63H238ZM249 64H250V63H248V65H249ZM107 65L109 66L110 64L108 63ZM112 65L116 66V64H112ZM130 65L128 66V70H127V66H126V68H124L125 70H123V71H125L124 74L126 73L125 75H128V77H129V76L132 77V75H133V74H132V75L127 74V73L130 71V70H129V69H130V68H129ZM132 65H134V64H132ZM144 65H145V64H144ZM151 65H152V64H151ZM159 65H161V63H160ZM205 65H206V64H205ZM223 65H225V64H223ZM226 65H225V66H226ZM228 65H229V64H228ZM231 65H232V64H230L229 67H231ZM242 65H243V64H242ZM242 65H239V66H237V67L233 65V68L236 67L237 70L239 71V69H240L239 67H240V66H241V68H244V69H246V70H247V68L250 66V65L247 66V65L245 64L246 67H247V68H245V67H242ZM245 65H243V66H245ZM79 66H80V65H79ZM104 66H105V65H104ZM114 66H113V68H114ZM117 66H120V65H117ZM155 66H156V64H155ZM155 66H154V67H155ZM163 66H161V69L159 68L160 70L157 69V71H158V70H159V71H158V72L156 71V72L159 73L160 75L162 74V75L160 76V77H161V80H162V76H164V75H165V76H164L165 79H169V76H170V75L167 76V75H168L167 73H169V72H166L165 70H163V69H164V68L162 69ZM252 66H253V65L251 64V66H250V67H251V71H252V69H253ZM157 67H158V66H156L155 68H157ZM167 67H168V66H167ZM202 67H203V66H202ZM106 68H107V67H106ZM113 68H112V69H113ZM117 68H118V67H117ZM117 68H114V69H117ZM120 68H121V67H120ZM177 68H178V67H177ZM177 68H176V69H177ZM179 68H180V67H179ZM179 68H178V69H179ZM182 68L185 69L186 67H182ZM236 68H235V70H236ZM238 68H239V69H238ZM133 69H135V67H133ZM178 69H177V70H178ZM180 69H181V68H180ZM180 69H179V70H180ZM184 69L180 70V72H182ZM186 69H187V68H186ZM229 69H230V68H229ZM131 70H132V69H131ZM135 70H137V68H136ZM135 70H132V71L134 72ZM162 70H163L164 73H165L164 75H163V73H162V72H163ZM169 70H170V69H169ZM177 70H176V71H177ZM248 70H250V69H248ZM87 71H88V69H87ZM121 71H122V70H121ZM126 71H127V72H126ZM132 71H131V72H132ZM144 71H146V70H144ZM161 71H162V72H161ZM184 71H187V70H184ZM244 71H245V70H244ZM255 71H257V70H255ZM88 72H89V71H88ZM93 72H94V71H93ZM131 72H130V73H131ZM140 72H141V74H143L142 71H140ZM140 72L137 73V71H136L135 73H137V74L139 75ZM156 72H155V73H156ZM160 72H161V73H160ZM177 72H178V73H177ZM177 72H176V73L179 74V71H177ZM189 72H190V70H189ZM191 72H192V71H191ZM196 72H197V71H196ZM230 72H231V71H230ZM240 72H242V69L240 70ZM240 72H239V74H238L239 76H240ZM246 72H247V71H245V73H246ZM253 72H254V70L252 71V74H254ZM144 73H150L151 76L153 75V74H152L153 72H151V71H149V70H148L147 72H144ZM155 73H154V74H155ZM182 73H183V72H182ZM185 73H186V72H185ZM185 73H184V76L182 75L184 78H187V76L190 78L191 75H194V74H195V73H194V74H190V76H189L188 71H187V75L185 76ZM198 73H199V72H198ZM237 73H238V72H237ZM243 73H244V72H243ZM248 73H249V72H248ZM88 74H89V75H92L91 73H88ZM137 74H136V75H137ZM141 74L139 75V77L142 76ZM169 74H175V73L170 72ZM177 74H175V75H177ZM234 74H235V72H234ZM252 74H251V75H248V76H251V79H252V77H254ZM94 75H96V74L94 73ZM134 75H135V74H134ZM134 75H133V76H134ZM136 75H135V77H136ZM144 75L146 76L147 74H144ZM195 75H196V74H195ZM235 75H237V74H235ZM243 75H244V74H243ZM243 75L241 74V77H242ZM254 75H256V74H254ZM156 76H158V74H157ZM166 76H167L168 78H166ZM179 76H180V74H179ZM91 77H93V76H91ZM112 77H114V76H112ZM128 77H127V78H128ZM131 77H129L130 80H129V78H128V81H129L128 83H126L125 81H123V82H125V83H122L123 85L121 84V85H122L121 88H123L122 91H121V89L118 87V88L120 89V92H119L118 94H114V95L112 94V95H113V96H116V97H117V95H118V97H119L118 99L121 100V98H123L124 95H125L124 93L128 92L127 90H128L129 88L132 89L133 91H135V90H134V89H136L135 87H137V85H140V83L137 84V85L135 86L134 84H135L136 82L134 83V82H133L134 79H133V77H132V80H131ZM135 77H134V78H135ZM139 77H137V78H139ZM147 77H149V76L147 75ZM147 77H146V78H147ZM158 77H159V76H158ZM160 77H159V79H157V82L160 80ZM194 77H195V76H194ZM196 77H197V76H196ZM243 77H244V76H243ZM255 77H256V76H255ZM122 78H124V76H123ZM144 78H145V77H144ZM154 78H155V77H153V79H154ZM179 78H180V77H179ZM192 78H193V77H192ZM192 78H190V80H191ZM233 78H234V76H233ZM239 78H240V77H239ZM74 79H75V78H74ZM97 79L99 80L100 78L98 77ZM116 79H117V78H116ZM119 79H120L121 81L123 80V79H121V77H120ZM125 79H126V78H125ZM135 79H136V78H135ZM142 79H143L142 77H141V79L139 78L140 81H141ZM149 79H150V78H149ZM177 79H178V78H177ZM198 79H199V76H198ZM247 79H248V78H247ZM100 80H101V79H100ZM100 80H99V81L96 80V81L102 83V80H101V81H100ZM105 80H106V79H105ZM109 80H111V79H108V83H111L112 81L109 82ZM112 80H113V78H112ZM120 80H119V81L116 80V81H117V82H121ZM126 80H127V79H126ZM137 80H138V79H137ZM163 80H164V79H163ZM172 80H173V79H172ZM194 80H195V78H194L192 81L194 82ZM196 80H197V78H196ZM76 81H77V80H76ZM76 81H75V82H76ZM103 81H104V80H103ZM106 81H107V80H106ZM114 81H115V80H114ZM146 81H151L152 83L154 82V81H152L151 79H150V80H146ZM155 81H156V79H155ZM164 81H165V80H164ZM164 81H163V82H164ZM177 81H178V80H177ZM182 81H183V80H182ZM182 81H180V82H182ZM188 81H189V79H188ZM197 81L199 82V80H197ZM83 82H85V84H86V81H83ZM97 82H96V83H97ZM130 82H131V83H130ZM132 82H133V83H132ZM141 82H142V81H141ZM169 82H170V81H169ZM173 82H175V81L173 80ZM183 82H184V81H183ZM183 82H182V83H183ZM190 82H191V81H190ZM193 82H192V84H189V83L187 82L188 85H187V84H186V85H187L188 87H192V85H196V83H197L198 86H199V84L201 83V81H200L199 84H198V82H196V81H195V83H193ZM70 83H72V81H71ZM76 83H77V85H78L79 81H77ZM76 83H75V84H76ZM92 83H95V82H92ZM96 83H95V84H96ZM105 83H106V82H104V85H105ZM129 83H130V84H129ZM149 83H150V82H148V83H146V84H149ZM171 83H172V81H171ZM176 83H178V82H176ZM182 83H180V84L178 83V86H180ZM184 83H185V82H184ZM184 83H183V85H184ZM231 83H232V82H231ZM75 84L73 83L74 86H75ZM85 84H84V85H85ZM88 84H89V83H88ZM88 84H87V87H91L90 84H89V86H88ZM95 84H94V85L92 84V85H93L94 87H97V88L95 89V88L93 87V89L96 90V92H98V94H99L100 96L106 94L107 96L109 95L108 97H110V94H109L110 92H109V91H108L109 93L107 92V93H108V94H107V93H104V92H106V91L103 92V90H101V89L103 88V84H102V88H101V89H100V88L98 89V86H96ZM111 84L114 85V82L111 83ZM117 84H118V83H117ZM119 84H120V83H119ZM124 84H125V87H126L127 84H128V86L131 85V86L126 90V92H124V91H125V90H124ZM132 84H133L135 87L132 86ZM142 84H143V82H142ZM164 84H165V83H164ZM172 84H173V83H172ZM233 84H234V83H233ZM77 85H76V86H77ZM79 85H81V83H80ZM106 85H107V83H106ZM121 85H120V86H121ZM143 85H144V84H143ZM152 85H153V86H152ZM154 85L157 86V85H156V82H155V84H151L152 87H154ZM183 85H182V86H183ZM190 85H191V86H190ZM200 85H201V84H200ZM65 86H67V84H66ZM65 86H63V89H64ZM68 86H69V87H70V86L72 87V84H71V85H68ZM85 86H86V85H85ZM108 86H109V87H112V89H113V93H116V90L114 91V88H113L112 85H108ZM115 86H116V84H115ZM118 86H119V85H118ZM145 86H146V85H144V87H145ZM147 86H148V89H149V86H150V85H147ZM162 86H163V85H162ZM170 86H171V85H170ZM174 86H176V84H174ZM174 86L172 85V87H171V91H175V90H172V88H173ZM187 86H186V87H187ZM77 87L79 88V86H77ZM83 87H84V86L80 87V89L82 88V91H83ZM99 87H101V86L99 85ZM105 87H107V86H105ZM105 87H104V88H105ZM138 87H139V86H138ZM152 87H150V88H152ZM160 87H161V85H160ZM184 87H185V85L183 86V88H184ZM75 88H76V87H75ZM78 88H77V89H78ZM84 88H85V87H84ZM140 88L142 89L141 86H140ZM146 88H147V87H145V89H146ZM162 88H163V87H162ZM166 88H167V89L169 88V90H170L169 84H167V86H166V85L164 86V89H166ZM178 88L180 89L181 86L178 87ZM178 88H177V89H178ZM63 89H62V90H63ZM67 89H68V88L65 87L66 92H65V91H64V92H65L66 94H67V92H68ZM91 89H92V87H91ZM97 89H98V90H97ZM106 89H108V87H107ZM106 89H105V90H106ZM109 89H110V88H109ZM112 89H111V90H112ZM138 89H139V88H138ZM138 89H137V90H138ZM153 89H154V88H153ZM153 89H152V90H153ZM155 89H159V88L155 87ZM155 89H154L153 91H156ZM164 89H163L162 91L159 90L160 92H158V91H156V92H158V93L160 94L161 92L164 91ZM174 89H175V88H174ZM179 89H178V90H179ZM184 89L186 90L187 88H184ZM74 90H75V89H74ZM88 90H89V92H90V88H89V89L86 88V91H85V89H84L85 92H84V91H83L84 93L81 92L82 95L87 94V91H88ZM111 90H110V91H111ZM123 90H124V91H123ZM132 90H130V96H131V94H133V91H132ZM152 90H151L150 92H151L152 96H154L156 92L153 94V93H152ZM169 90H167V91H169ZM180 90L182 91V88H181ZM185 90H183V91H185ZM70 91H71V93H72L73 90L70 89ZM70 91L68 92L67 95L63 92V93H62V94H63L62 96H64V94H65L66 96H69ZM80 91H81V90H80ZM99 91L102 92V95L99 93ZM118 91H119V90H118ZM131 91H132V92H131ZM167 91H165V92H167ZM183 91H182L181 93H183ZM187 91H188V90H187ZM73 92H74V94H75L76 91H73ZM89 92H88V94H89ZM94 92H95V91H94ZM111 92H112V91H111ZM121 92H123V93H121ZM138 92H139V91H138ZM145 92H146V91L144 90V93H145ZM169 92H170V91H169ZM169 92H167V94H168ZM175 92H176V91H175ZM175 92H174V93H175ZM185 92H186V91H185ZM57 93H59V92H57ZM76 93H77V92H76ZM103 93H104V94H103ZM128 93H129V92H128ZM170 93L173 94L172 92H170ZM177 93H178V92H177ZM181 93H178V94H181ZM77 94H78V93H77ZM91 94H93V90L91 91ZM95 94L98 95L97 93H95ZM95 94L92 95V96H94L95 98H96V97L98 98L99 96H95ZM121 94H122V95L124 94V95L122 96ZM135 94H136V96H137V95L140 96L139 93L137 94L136 91H135ZM135 94H133V95H135ZM142 94H143V93H142ZM145 94H146V93H145ZM167 94H164V95L166 96ZM183 94H184V93H183ZM60 95H61V94H60ZM71 95H73V94H70V96H71ZM80 95H81V94H79L78 97H81ZM119 95L122 96V97L120 98ZM133 95H132V96H133ZM147 95H148V94H147ZM173 95H175V94H173ZM176 95H177V94H176ZM76 96H77V95L75 94V99H76ZM128 96H129V94H127V96H126L127 99H126V100H128V99L130 100V98H128ZM130 96H129V97H130ZM152 96H150V97H152ZM159 96H160V97H159ZM159 96H156V98L159 97V98L163 99V98L161 97V95H159ZM165 96H164V97H165ZM185 96H186V95H185ZM60 97H61V96H60ZM60 97H59L58 99H61ZM78 97H77V98H78ZM82 97H83V96H82ZM94 97H91V98H93V100H95ZM116 97H114V98H116ZM126 97H125V98H126ZM143 97H146V96L143 95ZM143 97H142V95H141V98H143ZM147 97H148V96H147ZM147 97H146L145 99H148ZM167 97H168V96H167ZM167 97H165V98H167ZM173 97H174V96H173ZM178 97L180 98V96H178ZM182 97H184V96L181 95V99H182ZM194 97H195V96H194ZM64 98H65V101H67L66 99L69 98V97H67V98H66V97H62V99H64ZM91 98H90V100H91ZM111 98H113V97H111ZM111 98L109 99L110 102H111ZM159 98H158V99H159ZM179 98H178V99H179ZM210 98H211V97H210ZM210 98H209V100H210ZM62 99H61V100H62ZM73 99H74V97L71 98V100H73ZM79 99H80V98H79ZM87 99H88V98H87ZM87 99H85L86 102H89ZM123 99H124V98H123ZM133 99H134V98H133ZM152 99L154 100L155 98H152ZM168 99H170V98H168ZM171 99H172V98H171ZM171 99H170V100H171ZM175 99H176V102H177V98H175ZM181 99H180V100H181ZM188 99H189V98H188ZM213 99H214V98H213ZM233 99H234V98H233ZM236 99H237V98H235L234 100L236 101ZM247 99L249 100L250 98H247ZM85 100H84V101H85ZM126 100H125V101H126ZM129 100H128V101H129ZM136 100H137V99H136ZM153 100H151V102H149V100H148V103H152ZM155 100H156L155 102H156L157 104H156L155 102H154L153 104H156V105H159V103L163 102V101H161L160 99H159V100H160L159 103H158L157 99H155ZM163 100L166 101V99H163ZM172 100H173V99H172ZM172 100H171V101H172ZM182 100H183V99H182ZM184 100H187V99L184 97ZM195 100H196V97H195ZM198 100H199V99H198ZM209 100H207V102H209V103H210L211 101H213L212 99H211V101H209ZM225 100H227V99H225ZM63 101H64V100H63ZM65 101H64V102H65ZM73 101H74V100H73ZM113 101H114V100H112V102H113ZM115 101H116V100H115ZM125 101H120V104H121V102H124V103H125V106H129L128 103L126 104ZM141 101H142V102H143V101L145 102V101H147V100H144V98H143V100H141ZM141 101H140V102H141ZM223 101H224V100H223ZM227 101H228V100H227ZM227 101H226V102H227ZM230 101H231V100H230ZM232 101H233V100H232ZM235 101H234V102H235ZM243 101H244V100H243ZM250 101H251V100H250ZM250 101H249V102H250ZM252 101H253V100H252ZM67 102H68V101H67ZM90 102H92V100H91ZM93 102H94V101H93ZM110 102H109V103H110ZM116 102H119V101H116ZM132 102L134 103V100H133ZM142 102H141V103H142ZM144 102L142 103L143 106L147 103V102H145V104H144ZM169 102H170V101H169ZM173 102L175 103L174 100H173ZM179 102H180V101L178 100V103H175V104H180V103H181V106H182V103H183V102H182V101H181L180 103H179ZM184 102H186V101H184ZM188 102H189V101H188ZM195 102H196V101H195ZM214 102H216V101L214 100ZM224 102H225V101H224ZM224 102H222V103H224ZM244 102H246L247 105L245 106V105L243 104L245 107L242 106V105H241V106L244 107V108H246V107L249 105V103L247 102V100L244 101ZM135 103L138 104L139 101H136ZM163 103H165V102H163ZM163 103H162V106H164ZM174 103H172L173 106H172V104L170 103V104H171L170 106L174 107V105H175ZM198 103H199V102H198ZM209 103H208L209 106H208V105H206V106L211 107V106L213 105V102L210 103V104H209ZM218 103H219V102H218ZM230 103H231V102H230ZM251 103H252V102H251ZM251 103H250V104H251ZM112 104H113V103H112ZM115 104H116V103H115ZM115 104H113V106H114ZM117 104H118V103H117ZM129 104H130V103H129ZM139 104H140V103H139ZM165 104H167V103H165ZM184 104H186V103H184ZM184 104H183V105H184ZM190 104H192V103L190 102ZM195 104H196V103H195ZM200 104H201V102H200ZM231 104H232V103H231ZM231 104L229 105V102H228V103H224V104H222V105H225V106L227 105V106H226V109L228 108V112H229V110L231 109L230 106L233 108V106H232ZM237 104H238V103H235L236 106H238ZM240 104H241V103H240ZM240 104H239V105H240ZM110 105H111V103H110ZM123 105H124V104H123ZM134 105H135V104H134ZM140 105H141V104H140ZM140 105H139V106H140ZM156 105H153V106L156 107ZM196 105H197V104H196ZM235 105H234V106H235ZM118 106H119V105H118ZM118 106H117V107H118ZM130 106H131V107H130ZM130 106H129V107H130V110H128L129 112H128L127 109H126L124 114H126V115L129 116L130 113H131V116H129V117H132V115L134 116V113H133V112H130V111H131V109L134 110V109H133L134 106H132V103H131ZM141 106H142V105H141ZM141 106H140V107H141ZM143 106H142V107H143ZM146 106H148V104L145 105V107H146ZM166 106H167V105H166ZM176 106H178V105H176ZM184 106H185V105H184ZM188 106H189V105L187 104V107H188ZM191 106H192V105H190L189 107H191ZM193 106H195L194 103H193ZM193 106H192V107H193ZM197 106H198V105H197ZM217 106H218V104L216 105V107H217ZM228 106H229V107H228ZM249 106H250V105H249ZM132 107H133V108H132ZM140 107H139V108H140ZM150 107H151V105H150ZM160 107H161V105H160ZM164 107H165V106H164ZM172 107H170V109H171ZM179 107H180V105H179ZM179 107H178V109H179ZM189 107H188V109H189ZM192 107H191V108H192ZM204 107H205V106H204ZM204 107H203V108H204ZM239 107H240V106H239ZM239 107H237V109H238ZM263 107H264V106H263ZM127 108H128V107H127ZM135 108H138V107H136V105H135ZM139 108H138V109H139ZM161 108H162V107H161ZM168 108H169V107H168ZM168 108H167V109H168ZM182 108H183V107H182ZM203 108H202V109H203ZM213 108H215V105L212 107V109H213ZM217 108H218V107H217ZM217 108H216V111H217ZM229 108H230V109H229ZM244 108H243V109H244ZM92 109H93V108H92ZM92 109H91V110H92ZM128 109H129V108H128ZM170 109H169V110H170ZM174 109H175V108H174ZM178 109H177V110H178ZM200 109H201V107H200ZM200 109H199V110H200ZM202 109H201V110H202ZM218 109H219V108H218ZM224 109H225V107H224ZM262 109L264 110V108H262ZM78 110H79L78 108L75 109V111L78 112V113L80 114V110H79V111H78ZM86 110L88 111V108H87ZM86 110H85V111H86ZM89 110H90V109H89ZM91 110H90V112H91ZM136 110H137V109H136ZM139 110L141 111L142 109H139ZM139 110L136 111V112L139 113V112H140ZM145 110H146V108H145ZM158 110H159V109H158ZM158 110H156V111H158ZM162 110L164 111V109H162ZM171 110H172V109H171ZM181 110H182V109H181ZM184 110H185V109H183V111H184ZM192 110H193V109H192ZM203 110H204V109H203ZM203 110H202V111H203ZM205 110H206V109H205ZM219 110H220V109H219ZM219 110H218V111H219ZM233 110H236V108L234 107ZM252 110H253V109H252ZM252 110H251V111H252ZM87 111H86V112H87ZM93 111H95V110L93 109ZM126 111H127V112H126ZM147 111H148V110H147ZM151 111H152V110H151ZM154 111H155V110H154ZM172 111L175 112L176 110H172ZM178 111H179V110H178ZM183 111H182V113H183ZM202 111H199V113L202 112ZM209 111H210V110H208V111H203L202 113L205 112L206 115H205V114H204V115L202 114V115H203L204 117H206V116L211 117V116H209L208 114H210V113L212 114V111H210V113H209ZM213 111H214V110H213ZM216 111H214V112H216ZM237 111H238V110H237ZM237 111H236V112H237ZM239 111H241V108H239ZM239 111H238V112H239ZM247 111L249 112V110H247ZM253 111H254V110H253ZM260 111H261V109H260ZM90 112H89V113H90ZM95 112H96V111H95ZM142 112H143V110H142ZM142 112H141V114H143V115H146V113H147V112H145V113H144V112L142 113ZM160 112H161V110H160ZM189 112L191 113V111H189ZM219 112H220V111H219ZM219 112L217 113L218 115L220 114ZM226 112H227V110H226ZM228 112H227V113H228ZM230 112H231V111H230ZM236 112L234 111L235 114H236ZM242 112H243V110H242ZM242 112H241L240 114H238V113H237V114H238V115H242V114L244 115V113H246L245 111H244L243 113H242ZM67 113H68V114H67ZM67 113H64V114L62 113V114H63L64 116H65V114L69 115V118L71 119V116H70L71 113H70V112H67ZM69 113H70V114H69ZM72 113H73V112H72ZM128 113H129V114H128ZM132 113H133V114H132ZM153 113H154V112H153ZM158 113H159V112H158ZM177 113H179V112H177ZM190 113H189V114H190ZM197 113H198V111H197ZM207 113H208V114H207ZM227 113H224L225 115H223L222 112H221V115H223V116L225 117ZM234 113L232 112L231 115H232V116H233V115L235 116ZM257 113H258V112L255 111L253 114H255V115L257 116ZM260 113H261V112H260ZM262 113L264 114V111H262ZM262 113H261V114H262ZM93 114H94V112H93ZM121 114H123V113H121ZM124 114H123V115H124ZM139 114H140V113H139ZM139 114H138V115H139ZM141 114H140V115H141ZM217 114H216V115H217ZM229 114H230V113H228V115H229ZM237 114H236V115H237ZM251 114H252V113H251ZM253 114H252V115H253ZM261 114H259V115H261ZM263 114L261 115V117L263 116ZM59 115H60V114H59ZM59 115H58V116H59ZM67 115H66V116H67ZM72 115L74 116L75 114L73 113ZM77 115H78V114H77ZM98 115H99V114H97V116H96V115L94 114V117H95V116L98 117ZM126 115H125V117H126ZM143 115H141V116H143ZM147 115H149V113H148ZM181 115H182V114L180 113V114H179V117H180ZM185 115H186V114H185ZM195 115H197V114L195 113ZM213 115H214V114H213ZM231 115H230V116H231ZM243 115H242V117H241V116H240V117L238 116V117H239V118H243V119H244V118L247 119V116H248V115L246 114V115H247V116L245 115L246 117H243ZM249 115H250V113H249ZM255 115H254V117H255ZM58 116H57V117H58ZM87 116H88V114H87ZM90 116H91V115H90ZM99 116H100V115H99ZM103 116H104V115H103ZM183 116H184V115H183ZM192 116H194V115H192ZM197 116H198V115H197ZM219 116H220V115H219ZM219 116H218V117H219ZM223 116H222V117H223ZM230 116H227V118L230 117ZM55 117H56V116H55ZM57 117H56V119H54V121H56V122H59V121H60V123H61V120H64V119H65L64 123H66V118H67V117H66V118H63V117H62L63 119H60V120H59V118H60L61 116L58 117V119H57ZM80 117H81V115H80ZM92 117H93V115H92ZM108 117H109V116H108ZM108 117H107V119H108ZM122 117H123V116H122ZM122 117H121V120H122ZM144 117H145V116H144ZM148 117H150V118H151V117H152V118H153V117L157 118V116H154V115H153V116H147L146 118H148ZM169 117H170V116H169ZM174 117H175V116H174ZM174 117H171V118H174ZM195 117H196V116H195ZM208 117H207V118H208ZM212 117H213V116H212ZM212 117H211V118H212ZM214 117H215V116H214ZM220 117H221V116H220ZM235 117L238 118L237 116H235ZM248 117H250V116H248ZM251 117H252V116H251ZM251 117H250V120H251L252 118H253V119L256 118V117H255V118H254V117L251 118ZM259 117H260V116H259ZM259 117H258V118H259ZM51 118L53 119V117H50V119H51ZM74 118H75V117H74ZM83 118H84V116H83ZM85 118H87V117H85ZM90 118H91V117H90ZM98 118H99V117H98ZM98 118H97V119H98ZM100 118H101V116H100ZM109 118H110V117H109ZM116 118H117V117H116ZM116 118H114V119H116ZM165 118L167 119V117H165ZM180 118H182V117H180ZM207 118H205V119H207ZM76 119L78 120L77 117H76ZM112 119H113V118H112ZM112 119H110L111 122H113ZM129 119H130V118H127L126 123H128V120H129ZM132 119H134V117H132ZM132 119H131V120H132ZM135 119H136V118H135ZM153 119H154V118H153ZM153 119H152V120H153ZM158 119H159V118L156 119L157 122H158ZM160 119H161V118H160ZM183 119H184V118H183ZM192 119H194V118L192 117ZM192 119H191V120H192ZM196 119H197V118H196ZM200 119H201V118H200ZM202 119H203V118H202ZM208 119H209V118H208ZM216 119H217V118H216ZM228 119H230V118H228ZM243 119H242V121H243ZM253 119H252V120H253ZM260 119H261V118H260ZM58 120H59V121H58ZM73 120H74V119H73ZM86 120H87V119H86ZM88 120L90 121V119H88ZM98 120H99V119H98ZM108 120H109V119H108ZM123 120H124V119H123ZM150 120H151V119H150ZM168 120H169V118H168ZM172 120H173V119H172ZM180 120H181V119H180ZM191 120H189V121H191ZM194 120H195V119H194ZM194 120H193V121H194ZM213 120H215V119L213 118ZM221 120H222V119H221ZM233 120H234V119H233ZM238 120H239V119H238ZM240 120H241V119H240ZM262 120H264L263 117H262ZM52 121H53V120H52ZM54 121H53V122H54ZM84 121H85V120H84ZM103 121H104V120H103ZM114 121H116V120H114ZM153 121H154V120H153ZM170 121H171V120H170ZM234 121H235V120H234ZM234 121H233V122H234ZM242 121H241V122H242ZM248 121H249V120H248ZM258 121H259V119H258ZM44 122H45V121H44ZM44 122H43V127H44ZM48 122H51V120L48 121ZM53 122H51L50 124L48 123V124H49V127H51V128L53 127V130H54V131H52V132L56 133L55 131H58L56 128H58L59 126L57 127V124L55 123V124H56V125H55L56 128L54 129L55 126H53V125H54ZM62 122H63V121H62ZM71 122H73V125H75V124H74V123H75L74 121H71ZM90 122H91V121H90ZM94 122H95V119H94ZM98 122H99V121H98ZM98 122H97V123H98ZM133 122H135V121H133ZM133 122H132V123H133ZM149 122H150V121H149ZM149 122H148V124H149ZM157 122H156V123H157ZM161 122H162V121H161ZM161 122H160V124H161ZM164 122H165V120H164ZM175 122H176V121H175ZM180 122H181V121H179V123H180ZM182 122H183V121H182ZM228 122H229V121H228ZM231 122H232V119H231ZM249 122H250V121H249ZM256 122H257V121H256ZM260 122H263V121L260 120V121H259V125H260ZM46 123H47V122H46ZM46 123H45V126H46L47 130H46L45 127H44V130H46V132H48V133H49V131H50V134H49L50 136H48V133H43V134H47V136H48V140H49V137L52 138L53 133H51V129H49V127H47V124H46ZM67 123H70V121L67 120ZM82 123H83V124H82ZM82 123H80V126H81V127H80V126H79V127L83 129L82 125H84L86 122H83V121H82ZM97 123H94V124H96V126H95V128H94L95 130H96V127H99V126H100L99 124H98V126H97ZM102 123H103V122H102ZM102 123H101V124H102ZM106 123H107V122H106ZM106 123H104L105 125L103 124L104 127L101 125V127H103L102 130L105 128L104 130H107V129H108V130L110 131L109 127H107L108 124H106ZM115 123H116V122H115ZM115 123H112V124L114 125ZM118 123H119L118 125H120V124L123 123V122H122V121L119 122V119H118ZM136 123H137V125H139V124H138L139 122H136ZM144 123H145V122H144ZM144 123L142 122V123H140V124H141V125H145ZM154 123H155V121H154ZM222 123H223V122H222ZM226 123H227V122H226ZM237 123H238V122H237ZM246 123H247V122H246ZM263 123H264V122H263ZM58 124H59V123H58ZM71 124H72V123H71ZM88 124H89V122H88ZM92 124H93V120H92ZM128 124H129V123H128ZM160 124H159V127H161V126L163 125V122H162V125H160ZM220 124H221V123H220ZM238 124H239V123H238ZM256 124H257V123H256ZM38 125H39V124H38ZM51 125H52V126H51ZM59 125H60V124H59ZM61 125H63V124L61 123ZM61 125H60V127H61ZM67 125H68V124H67ZM113 125H112L111 127H113ZM115 125H116V124H115ZM146 125H147V122H146ZM151 125H152V128H154V127H153V124H152V121H151ZM155 125H156V124H155ZM164 125H165V124H164ZM173 125H174V124H173ZM223 125H224V124H223ZM230 125H231V124H230ZM243 125H244V123H243ZM243 125H242V126H243ZM262 125H263V124L261 123V126H262ZM40 126H42V124H41ZM86 126H88V125L86 124ZM86 126H85V128H86ZM90 126L92 127L93 125H90ZM105 126H106V127H105ZM124 126H126V125L124 124ZM124 126H122V124H121L120 128H123ZM129 126H130V125H129ZM131 126H132V124H131ZM131 126H130V128H131ZM204 126H205V124H204ZM204 126H203V127H204ZM221 126H222V125H221ZM244 126H245V125H244ZM244 126H243V127H244ZM36 127H37V125H36ZM36 127H35V128H36ZM62 127L64 128V126H62ZM65 127H66V125H65ZM79 127H78L77 125H75V127L73 126L74 130H75V128H76V130H77V129H80ZM101 127H100V129H101ZM115 127H118V128H119V126H115ZM126 127H127V126H126ZM132 127H133V126H132ZM146 127H147V126H146ZM146 127L143 129V126H142L141 128H142V130L144 131L145 129L149 128L150 126L147 127V128H146ZM156 127H158V126H156ZM156 127H155V128H156ZM159 127H158V128H159ZM162 127H163V126H162ZM164 127H166V126H164ZM223 127H225V126H223ZM227 127H228V126H227ZM243 127L241 128V126H240V127H239V130H240V128L243 130ZM258 127H260V126H258ZM262 127L264 128V126H262ZM38 128H39V129H38ZM38 128H37L36 130H39V131H40V130H43V129H40L39 126H38ZM41 128H42V127H41ZM66 128H67V127H66ZM70 128H71V125L69 124V129H70ZM89 128H90V127H89ZM118 128H117V129H118ZM124 128H125V127H124ZM127 128H128V127H127ZM139 128H140V127L138 126L137 129H139ZM141 128H140V129H141ZM229 128H230V127H229ZM231 128H232V127H231ZM245 128H248V127H245ZM245 128H244V129H245ZM33 129H34V128H33ZM58 129H60V128H58ZM64 129H65V128H64ZM64 129H63V130H64ZM82 129H81V131H82ZM86 129H87V128H86ZM91 129H93V128H91ZM94 129H93V131H94ZM131 129H132V128H131ZM258 129L260 130V129H262V128H258ZM36 130H35V131H36ZM44 130H43V132H44ZM48 130H49V131H48ZM63 130H61L62 133H63ZM66 130H67V129H66ZM76 130H75V131H76ZM84 130H85V129H83V131H84ZM97 130H98V129H97ZM104 130H103V131H104ZM124 130H125V129H123V132H124ZM134 130H135V128H134ZM142 130H141V131H142ZM154 130H155V129H154ZM222 130H223V129H222ZM231 130H232V129H231ZM242 130H241V134H242ZM33 131H34V130H32V132H33ZM35 131H34V132H35ZM71 131H72V130H70V133L67 132L66 134H67V135H68V134L71 135ZM75 131H73V132H75ZM86 131H87V130H85L84 133H82V134L85 135ZM89 131H90V129L88 130V134H89ZM103 131H102V132H103ZM111 131H113V130H111ZM117 131H118V130L114 131V133L117 132ZM120 131H121V130H120ZM132 131H133V130H132ZM132 131H131V133H132ZM148 131H149V130H148ZM235 131H236V130H235ZM29 132H30V131H29ZM32 132H31V133H32ZM34 132H33V134H34ZM40 132H41V131H40ZM58 132H60V131H58ZM65 132H66V131H65ZM73 132H72V133H73ZM77 132H78V131H77ZM77 132H75V133H77ZM90 132H91V131H90ZM95 132H96V131H94V133H95ZM100 132H101V131H100ZM102 132H101V133H102ZM107 132H108V131H107ZM123 132L121 131V135H124V133H125L126 131H125L124 133H123ZM128 132H129V130H128ZM134 132H135V131H134ZM137 132H138V131H137ZM156 132H157V131H156ZM164 132L167 133V131H164ZM164 132H163V133H164ZM229 132H230V131H229ZM231 132H232V131H231ZM238 132H239V131H238ZM245 132H246V131H245ZM260 132H261V131H260ZM41 133H42V132H41ZM75 133H74V134H75ZM92 133H93V132H92ZM98 133H99V132H98ZM105 133H106V131H105L104 133H102V134L104 135ZM108 133H109V132H108ZM108 133H107V134H108ZM117 133H120V132H117ZM122 133H123V134H122ZM138 133L140 134L141 132H138ZM145 133H148V132L145 131ZM149 133H150V135L153 134L152 131L149 132ZM166 133H164V134H166ZM223 133H224V132H223ZM234 133H235V132H234ZM239 133H240V132H239ZM261 133H264V129H262V132H261ZM33 134H32V135H33ZM63 134H64V133H63ZM63 134H62L61 136H63ZM66 134H64L62 140H65V139H66V141H67V138H70V136H68L67 138L64 139V137H66V136H65ZM78 134H79V132H78ZM78 134H76V135H78ZM115 134H116V133H115ZM128 134H129V133H128ZM139 134L136 133V135H139ZM141 134L143 135V132H142ZM237 134H238V133H237ZM38 135H39V134H38ZM38 135H37V136H38ZM76 135H75V136H76ZM79 135H80V134H79ZM79 135H78V136H79ZM84 135H82L81 137H83ZM94 135H97V136H98L97 133H95ZM94 135H93V136H94ZM111 135H112V134H110V137H111ZM126 135H127V134H126ZM130 135H131V134H130ZM153 135H154V134H153ZM45 136H46V135H44V136H41V135H40V136H38V137H36V138H37L38 140H40L39 137H45ZM57 136H58V138H59L60 133L57 134L56 137H57ZM78 136H76V138H78ZM89 136H90V135H89ZM89 136H88V137H89ZM93 136H91V137H93ZM101 136H102V135H101ZM101 136H98V137H101ZM154 136H155V135H154ZM154 136H151V137L148 138L149 140L152 139V140H150V141L147 140V141H148V144H149L150 142L153 143L152 141H153V140H156V139L158 138V137H156L155 139H153ZM156 136H157V135H156ZM163 136H164V135H163ZM226 136H227V135H226ZM239 136H240V134H239ZM239 136H238V137H239ZM244 136H245V135H244ZM262 136H263V135L261 134L260 137H262ZM32 137H33V136H32ZM54 137H55V136H54ZM72 137H74V135H73ZM91 137H90V138H91ZM98 137H97V140H98ZM103 137H107V136H103ZM113 137H114V136H113ZM120 137H121V136H120ZM124 137H125V136H124ZM127 137H128V135H127ZM134 137H135V136H134ZM134 137H133V138H134ZM138 137H141V135H139ZM152 137H153V138H152ZM164 137H165V136H164ZM220 137H221V136H220ZM258 137H259V136H258ZM34 138H35V137H34ZM46 138H47V137H46ZM46 138H45V139H46ZM79 138H80V137H79ZM95 138H96V136L93 137L94 142L92 141L93 143H91V144H95V141H96ZM101 138H102V137H101ZM101 138H100V139H101ZM114 138H117V136L114 137ZM133 138L131 139V141L135 139V138H134V139H133ZM234 138H235V137H234ZM239 138H242V136H240ZM252 138H253V137H252ZM32 139H33V138H32ZM45 139H44V140H45ZM80 139H81L80 142L83 141V140H82L83 138H80ZM84 139H85V138H84ZM93 139L91 138V140H93ZM118 139H119V137H118ZM121 139H122V138H121ZM121 139H119V140L121 141ZM123 139H124V138H123ZM123 139H122V140H123ZM127 139L130 140L129 138H127ZM136 139H137V138H136ZM136 139H135V140H136ZM159 139H161V138H159ZM229 139H230V138H229ZM259 139H260V138H258V140H255V141H258V144H257L258 146L256 145V148L259 147V145H260V146L262 145L261 148L259 147V148L262 150V149H264V147H263V146H264V145H263V144H264V142H263V141H264V136H263V141H262V140H259ZM26 140H27V139H26ZM38 140H37V142H38ZM41 140H43V139L41 138ZM41 140H40V141H41ZM56 140H57V139H56ZM68 140H69V139H68ZM70 140H71V139H70ZM75 140H76V139H75ZM91 140H88V141L90 142ZM108 140H109V139H108ZM111 140H112V139H111ZM161 140H162V139H161ZM227 140H228V139H227ZM233 140H234V139H233ZM235 140H236V139H235ZM245 140H246V139H245ZM249 140H250V138H249ZM58 141H59V140H58ZM72 141H73V140H71V142H72ZM123 141H124V140H123ZM131 141H130V142H131ZM137 141H138V140H137ZM142 141H143V140H142ZM147 141H145V143H146ZM157 141H158V140H157ZM255 141H254V142H255ZM259 141H262L263 144H262L261 142H259ZM30 142H31V141H30ZM33 142H34V141H33ZM73 142H75V141H73ZM77 142L79 143L78 139H77V141H76L75 143H77ZM85 142L87 143V140H86ZM85 142H83V143H81V144H84ZM112 142H113V140H112ZM121 142H122V141H121ZM124 142L126 143V140H125ZM139 142H140V139H139ZM231 142H232V141H231ZM239 142H240V141H239ZM243 142H244V141H243ZM249 142H250V141H249ZM249 142H248V143H249ZM34 143H35V142H34ZM53 143H55V142H53ZM53 143H51V144L53 145ZM69 143H70V141H69ZM75 143H74V144H75ZM135 143H136V142H135ZM151 143H150V144H151ZM161 143H162V142H160L159 144H161ZM228 143H229V142H228ZM234 143H235V142H234ZM22 144H23V143H22ZM60 144H61L62 146L65 144V147H66V148H67V147L69 148V145H71V144H69V145L66 144V142L63 143V144H62V143H60ZM91 144H90V145H91ZM111 144H112V143H111ZM113 144H114V143H113ZM113 144H112V145H113ZM117 144H118V143H117ZM120 144H121V143H120ZM127 144H131V143L128 142ZM132 144H133V142H132ZM142 144H143V143H142ZM142 144H141V145H142ZM237 144H238V142H237ZM244 144H245V143H244ZM250 144H251V143H250ZM252 144H253V142H252ZM33 145L36 146V144H33ZM54 145H55V144H54ZM56 145H57V144H56ZM61 145H60L59 147H58V146H55V147H57V151H58V149H59L60 147H62ZM67 145H68V146H67ZM87 145H88V143H87ZM121 145H122V144H121ZM139 145H140V144H139ZM139 145H138V148L140 147L139 149H141V146H139ZM145 145H146V144H145ZM145 145H144V146H145ZM157 145H158V144H157ZM157 145H156V146H157ZM221 145H222V144H221ZM228 145H229V144H228ZM230 145H231V144H230ZM47 146H48V145H47ZM78 146L80 147V149H82V148H81L82 146H80V145H78ZM83 146H84V145H83ZM85 146H86V145H85ZM117 146H118V145H117ZM117 146H116V147H117ZM130 146H131V145H130ZM144 146H143V147H144ZM153 146H154V144H153ZM240 146H242V143H241V145H239V147H240ZM246 146H247V145H246ZM252 146H253V145H252ZM70 147H73V148H74V147H76V146H70ZM79 147L77 148V151H76V149L74 150V151L78 152V155L80 154V150H78ZM123 147H124V146H122V148H123ZM126 147H127V146H126ZM136 147H137V146H136ZM136 147H134V149H135ZM143 147H142V148H143ZM145 147H146V146H145ZM239 147L236 148V149H240ZM43 148H45V147H43ZM47 148H48V147H47ZM66 148H65V149H66ZM68 148H67V150L63 149V147L60 148V149H61L62 151L64 150V152L70 150V152H69L70 154H69V155H72V156L76 155V156H77V153L75 154L74 151H72V153H71V148H69V150H68ZM73 148H72V149H73ZM84 148H85V147H84ZM84 148H83V150L88 149V148H90V147H87V148H85V149H84ZM138 148H137V149H138ZM151 148H152V147H151ZM154 148H155V147H153L152 150H154ZM225 148H226V147H225ZM227 148H228V147H227ZM250 148H251V145H250V147L248 146L247 149H250ZM252 148H253V147H252ZM252 148H251V149H252ZM53 149H54V150H53ZM53 149H52L53 151L56 150L55 148H53ZM128 149H129V148H128ZM134 149H132L130 152H132ZM137 149H136V150H137ZM139 149H138V150H139ZM156 149H158V148H156ZM156 149H155V150H156ZM215 149H217V148H215ZM220 149H221V148H220ZM242 149H243V148H242ZM105 150H106V149H105ZM136 150H134V151H136ZM143 150H144V149H143ZM143 150L141 149V150H140V153L143 152ZM148 150H149V149H148ZM148 150L146 149L145 152L148 151ZM155 150H154V151H155ZM163 150H165V149H163ZM218 150H219V149H218ZM229 150H231V149H229ZM234 150H235V149H234ZM245 150H246V149H245ZM252 150H253L254 153L251 152ZM252 150H249V153L251 152L252 154L255 155V154H256L255 152H257L258 148L256 149V151H255V148L252 149ZM59 151H60V150H59ZM62 151H61V152H62ZM109 151H110V149H109ZM149 151H150V150H149ZM156 151L159 152V150H156ZM208 151H209V150H208ZM208 151H205V152H208ZM212 151H213V150H212ZM221 151H222V149H221L220 151H218V152H221ZM223 151H224V152H227V151H225L224 148H223ZM231 151H232V150H231ZM238 151H239V150H238ZM247 151H248V150H247ZM262 151H263V150H262ZM81 152H82V150H81ZM102 152H103V151H102ZM110 152H111V151H110ZM136 152H137V151H136ZM138 152H139V151H138ZM161 152H162V150H161ZM205 152H202V154H203V153L205 154ZM214 152H215V151H213V153H211V151H210V152H209V155L214 154ZM216 152H217V151H216ZM216 152H215V156L218 155V154H217L218 152H217V153H216ZM243 152H244V151H243ZM66 153H67V152H66ZM66 153H64L63 155H64V156H65V155L68 156V153H67V154H66ZM143 153H144V152H143ZM143 153H142L141 155L138 153V154H139L138 156L141 157V159H143L144 155H146V153H145V154H143ZM147 153H148V152H147ZM155 153H157V152H155ZM155 153H154V154H155ZM245 153H246V152H244V154H245ZM102 154H103V153H102ZM108 154H109V153H108ZM127 154H128V153H126V156H127ZM131 154H132V153H131ZM133 154H134V153H133ZM135 154H136V157H137V153H135ZM135 154H134V155H135ZM158 154H159V153H157V155H158ZM202 154H201V155H202ZM204 154H203V157H204ZM216 154H217V155H216ZM219 154H220V153H219ZM225 154H226V153H224V155H225ZM134 155H133V156H134ZM207 155H208V153H207ZM207 155H205V158L207 157ZM254 155H253V156H254ZM76 156H74V157H76ZM112 156H113V154H112ZM115 156H116V155H115ZM126 156L123 157V160H124V158H126ZM130 156H131V155H130ZM133 156H132L131 158H133ZM148 156H149V158H150V156H153V155H148ZM148 156H147V157H148ZM219 156H220V157H219V160L216 159V162H217V160L220 161V162L223 160V159L220 160V159L223 157L222 153H221V155H219ZM247 156H249V154H248ZM256 156H257V155H256ZM136 157L134 156V158H136ZM145 157H146V156H145ZM154 157H155V159H156L157 156H153V158H154ZM161 157H163V156H161ZM201 157H202V156H201ZM212 157H214V155H212ZM242 157H243V156H242ZM242 157H240V158H242ZM245 157H246V155L243 157L242 160H244V159L246 160V159L249 158V157H250V159H251L252 155L250 154L249 157H247V158H245ZM23 158H24V157H23ZM79 158H81V157H79ZM118 158H119V159L116 158L115 161H116V160H120V157H118ZM137 158H138V157H137ZM159 158H160V157H159ZM190 158H191V157H190ZM197 158L199 159V157H197ZM205 158H204V159H205ZM208 158H209V157H207L206 159L209 160L210 158H209V159H208ZM215 158H216V157H215ZM233 158H234V157H233ZM240 158L237 157L238 161H241V160H239ZM254 158H255V156H254ZM69 159H70V158H69ZM121 159H122V158H121ZM128 159H130L129 156H128ZM128 159L126 158L127 161L125 160V164H124V165H126V166H127V165L129 166V164H131V163H130V160H131V162L134 160V159H133V160H132V159L128 160ZM146 159H147V158H146ZM163 159H164V158H163ZM255 159H256V158H255ZM60 160H61V159H60ZM75 160H76V159H75ZM81 160H82V159H81ZM84 160H85V159H84ZM123 160H121L122 163L124 162ZM135 160H137V159H135ZM138 160H139V159H138ZM148 160H149V159H148ZM148 160H147V161H148ZM166 160H167V159H166ZM166 160L164 161L165 163H166ZM170 160H171V159H170ZM186 160H187V159H186ZM186 160H185V161H186ZM196 160H197V159H195V163L197 164ZM213 160L215 161L214 158H213ZM213 160H212V161H213ZM235 160H236V158H235ZM245 160H244V161H245ZM252 160H253V159H252ZM257 160H258V159H257ZM56 161H57V160H56ZM62 161H64V160H62ZM128 161H129V164H128V163L126 164V162H128ZM143 161H145V160H143ZM151 161H154V162H155V160H151ZM151 161H150V165H151ZM156 161H157V160H156ZM158 161H159V160H158ZM200 161H201V159H199L198 162H200ZM209 161H211V160H209ZM225 161H226V160H225ZM230 161H231V160H230ZM230 161H229V162H230ZM238 161H237V162H238ZM246 161H248V160H246ZM246 161H245V162H246ZM249 161H250V160H249ZM249 161L246 162V164L249 163ZM84 162H85V163H84ZM84 162L81 163V164H86V161H84ZM116 162H117V161H116ZM121 162H120V163H121ZM141 162H142V161H141ZM141 162L139 161V164H140V165L142 164ZM183 162H184V161H183ZM186 162H188V161H186ZM203 162H204V161H203ZM203 162H202V163H203ZM220 162H218L219 165H220ZM226 162H228V160H227ZM229 162H228V164H230L232 161H231L230 163H229ZM242 162H243V161H242ZM245 162H244V163H245ZM59 163H60V162H59ZM87 163H88V162H87ZM90 163H91V162H90ZM118 163H119V161H118ZM122 163H121V164H118V166H119V165H122V166H123ZM148 163H149V161H148ZM152 163H153V162H152ZM157 163H158V162H157ZM160 163H161V160H160ZM174 163H175V162H174ZM174 163H173V164H174ZM202 163H201V164H202ZM211 163L213 164L214 162H210V163L208 162L209 165H211ZM222 163H223V161H222ZM222 163H221V165H223ZM244 163H243V165H244ZM75 164H76V163H75ZM88 164H89V163H88ZM132 164L135 165V164H136V161H134V163H132ZM132 164H131V165H132ZM167 164H168V163H167ZM192 164H193V163H192ZM203 164H205V163H203ZM218 164H215L216 166L214 165L213 167H211L213 171H214V169L217 168V165H218ZM228 164H225V165L221 166L222 170L224 169V166H225V167H228L227 169H228L229 171H230V170L232 171V170H233L232 167L234 166V169H235L236 171H238L237 169H239V168L236 169L235 166L237 165V163H234V159H233V162L230 164V165H233L232 167L227 166ZM234 164H236V165H234ZM250 164H251V163H250ZM252 164H253V163H252ZM63 165H64V164H63ZM77 165L79 166L80 164L77 163V164L75 165V167H77ZM91 165H92V163H91ZM116 165H117V163H116ZM131 165L129 166V169L131 168ZM133 165H132V168L134 167ZM140 165H139V166H140ZM148 165H149V164H148ZM168 165L170 166V164H168ZM168 165H167V166H168ZM243 165H241V166H243ZM67 166H69V164H68ZM80 166H82V165H80ZM80 166H79V169L85 172V170L83 169V167L80 168ZM122 166H120V167H121V169L124 170V168H125L126 166H125L124 168H122ZM135 166H136V165H135ZM139 166H137V168H138ZM143 166H144V165H143ZM143 166H142V167H143ZM146 166H147V164H146ZM152 166H153V165H152ZM157 166H158V165H157ZM165 166H166V164H165ZM177 166H178V165H177ZM187 166H188V165H187ZM194 166H195V165H194ZM206 166H207V165H204V167H206ZM248 166H249V164H248ZM250 166H251V165H250ZM96 167H97V166H96ZM96 167H95V168H96ZM107 167H108V166H107ZM107 167H103V166H102L100 171H99L100 168L97 167L96 169H97L98 171H96V169H94V171H95V172L93 171L94 174H92V175H90L89 173H87V174L90 175V176H93V178H96V177H103V176L106 177V176H107V177H108L107 179H110L109 176H110L111 173H113V169H112V167H110V166H109L108 168H107ZM149 167H151V166H149ZM185 167H186V166H185ZM201 167H202V166H201ZM204 167H203L202 169H200V167H199L200 171H203L204 169H207V168H204ZM229 167H230L231 169H229ZM72 168H74V165L72 166ZM84 168H85V166H84ZM98 168H99V169H98ZM143 168H144V167H143ZM197 168H198V166H197ZM197 168H196V169H197ZM209 168H210V167H209ZM246 168H247V167H246ZM75 169H76V168H75ZM90 169L93 170L92 168H90ZM126 169H127V168H126ZM129 169H127V172H129V171H128ZM152 169H153V167H152ZM219 169H220V167H219ZM225 169H226V168H225ZM225 169H224V170H225ZM88 170H89V168H87V171H88ZM142 170H143V169H142ZM146 170H147V169H146ZM146 170H145V171H146ZM210 170H211V169H210ZM212 170H211V171H212ZM222 170H220V171H222ZM224 170H223V171H224ZM228 170H227V172H229ZM242 170H243V169H242ZM78 171H79V170H78ZM82 171H80V174H82V175H80L81 177H82L84 174H86V173H83ZM87 171H86V172H87ZM89 171H90V170H89ZM89 171H88V172H89ZM125 171H126V170H125ZM152 171H153V170H152ZM181 171H182V170H181ZM211 171H210V173H211ZM215 171H217V170H215ZM215 171H214V173L212 172V173L209 174L207 177H205L204 180H205L206 182L201 181V177H199V176H198V173H197V175H196L197 178H198L197 180H200V181L202 182V183H201L200 185H198V186H199V187H200V186L202 187L203 185H205L206 187H209L211 184H213V182L216 181V179H217L218 177H219V179H220V176H219V175L221 174L220 171L218 170L219 173H220L219 175H217L216 173H218V172H215ZM231 171H230V172H231ZM239 171H241V170H239ZM63 172H64V171H63ZM72 172H73V171H71V173H69V174L71 175ZM76 172H77V171H76ZM139 172H140V171H139ZM141 172H142V171H141ZM143 172H144V171H143ZM147 172H148V171H147ZM203 172H206V170L203 171ZM224 172H226V171H224ZM207 173H209V172H208V169H207ZM233 173H234V170H233V172H232L231 174L233 175ZM237 173H238V172H237ZM73 174H75V173L73 172ZM78 174H79V173H78ZM87 174H86V176H88ZM122 174H123V171H122ZM122 174H121V175H122ZM127 174H128V173H127ZM133 174H134V173H133ZM136 174H137V173H136ZM222 174H223V173H222ZM228 174H230V173H228ZM234 174H236V173H234ZM243 174H244V172H243ZM66 175H68V173H67V174L65 173L64 175H61V174H60V176L58 175V176H59V178L57 177V178L59 179L58 182L61 181L60 178L63 180V178L67 177ZM76 175H77V174H76ZM123 175H124V174H123ZM125 175H126V173H125ZM138 175H139V174H138ZM199 175H200V174H199ZM61 176H62V177L64 176V177L62 178ZM77 176H78V175H77ZM77 176H76V177H77ZM90 176H89V177H90ZM145 176H146V175H145ZM196 176H195V178H196ZM72 177H73V176H72ZM72 177H69V178L72 179ZM74 177H75V176H74ZM76 177H75V178H76ZM84 177H85V176H83L82 178L85 179ZM119 177H120V176L118 175V178H119ZM222 177L225 178L226 176L223 175ZM233 177H234V176H233ZM67 178H68V177H67ZM67 178H65V180H67ZM69 178H68V179H69ZM77 178L80 179L79 176H78ZM93 178H92V179H93ZM120 178L122 179V177H120ZM177 178H178V177H177ZM179 178H181V177H179ZM179 178H178V179H179ZM182 178H183V177H182ZM182 178H181V179H182ZM190 178H192V177H190ZM86 179H87V177H86ZM86 179H85V181H87ZM92 179H91V181H92ZM113 179H114V178H113ZM227 179H228V178H226V180H227ZM263 179H264V178H263ZM51 180H52V181H51ZM51 180L49 179V181H48V184H50V186L52 185V182H53V180H55V179L53 178V179H51ZM80 180H81V179H80ZM89 180H90V179H89ZM111 180H112V177H111ZM111 180H110V182L112 183L113 180H112V181H111ZM118 180H119V179H118ZM118 180H117V178L114 180V181L116 182V184H117V181H118ZM174 180H175V179H174ZM179 180H180V179H179ZM179 180H178V181H179ZM183 180H184V179H183ZM187 180H188V179H187ZM202 180H203V178H202ZM217 180H218V179H217ZM221 180L223 181V183L226 182L225 179H220V180H218V182L216 181L215 183L218 184L219 182H221ZM194 181H196V179H195ZM256 181H257V182H256ZM256 181H255L256 183L254 182V184H252V185L250 184L251 186H249V185L247 184V185L250 187V188H249V187L247 188V191H248L249 189L253 188V187H254L253 189H255V187H257V186H258V188H259V186L262 184V182L259 181V182H261V184H260V183L258 182L257 179H256ZM81 182H83V181H81ZM110 182H108V183H110ZM179 182H180V181H179ZM181 182H182V180H181ZM55 183H56V182L54 181L53 185H54V187L57 189V188L59 187V185L56 184V185L58 186V187H56ZM72 183H73V182H72ZM72 183H71V184H72ZM83 183H84V182H83ZM87 183H89V182H87ZM92 183H93V182H92ZM95 183H97V182H95ZM108 183L106 182V184H108ZM173 183H174V182H173ZM198 183H200V182H197V184H198ZM250 183H251V182H250ZM257 183H259V185H256ZM48 184L46 185V187H47V186L49 187ZM84 184H86V183H84ZM89 184H90V183H89ZM89 184H86V185L89 186ZM106 184L103 183V186H106ZM170 184H171V183H170ZM174 184H175V183H174ZM177 184H178V182H177ZM221 184H222V183H220V185H221ZM95 185H96V184H95ZM95 185H94V183H93L92 186H91V184H90V186H91L92 188H94ZM98 185H99V183H98ZM98 185H96V187H97V188L95 187L96 189H98ZM113 185H115V184L112 183V186H113ZM188 185H189V184H188ZM214 185H215V184H214ZM222 185H223V184H222ZM222 185H221V186H222ZM227 185H228V184H227ZM262 185H263V184H262ZM262 185H261V186H262ZM60 186H61V185H60ZM84 186H85V185H84ZM110 186H111V184H109V187H110ZM218 186H219V184H218ZM54 187H53V188H54ZM82 187H83V186H82ZM99 187H100V185H99ZM172 187H173V186H172ZM194 187L197 188V189L199 188V187H197V186H194ZM203 187H204V186H203ZM206 187H205V188H206ZM210 187H212V186H210ZM213 187H214V186H213ZM215 187H217V186L215 185ZM215 187L212 188V189H213L212 191L215 190ZM49 188L52 189V187H49ZM49 188H47V189L49 190ZM95 188H94V189H95ZM151 188H152V187H151ZM170 188H171V187H170ZM195 188H194V189H195ZM219 188H220V186H219ZM60 189H61V188H60ZM60 189H59V190H60ZM86 189H88V188H85L84 190H86ZM96 189H95V190L92 189V192H93V191H96ZM146 189H147V188H146ZM148 189H149V188H148ZM156 189H157V188H156ZM171 189H172V188H171ZM194 189L192 188L193 191H194ZM197 189H196V190H197ZM216 189H218V188H216ZM223 189H224V188H223ZM243 189H245V191H243V193H244V192H245V193L242 194V192H241V194H240V193L238 194V195H241V196H242V197H241V202H242L243 195H246L247 193H248V194L251 193V192L249 193L250 190L247 192L245 187H244ZM243 189H241V190H243ZM253 189H252V190H253ZM54 190H55V189H53V191H54ZM88 190H89V191H87V190H86V191L90 193V192H91V191H90L91 188L88 189ZM149 190H151V189H149ZM154 190H155V188H154ZM181 190H182V189H181ZM183 190H185V189H183ZM196 190H195V191H196ZM200 190H202V188H201ZM200 190H199V191H200ZM204 190H205V191H204ZM206 190H207V189H204V188H203V190L200 191V192L203 193V191L206 192ZM208 190H209V189H208ZM210 190H211V189H210ZM210 190H209V192H210ZM252 190H251V191H252ZM258 190H259V189H258ZM258 190L256 189V191H258ZM49 191H50V190H49ZM53 191H51V192H53ZM62 191H63V190H62ZM152 191H153V190H152ZM157 191H158V190H157ZM189 191H191V190H189ZM189 191H188V193H189ZM193 191H191V192L193 193ZM195 191H194V192H195ZM199 191H198V192H199ZM217 191H219V190H217ZM217 191H216V192H217ZM51 192H50V193H51ZM57 192H58V189H57ZM96 192H97V191H96ZM149 192H150V191H149ZM153 192H155V191H153ZM158 192H159V191H158ZM176 192H177V191L175 190L174 193H176ZM182 192H183V191H182ZM186 192H187V191H186ZM191 192H190V193H191ZM198 192H197V193H198ZM200 192L198 193V195L196 194L197 196H199V198H200V195L202 196V193L200 194ZM209 192H208V194H209ZM216 192L214 191V194H215ZM252 192H253V191H252ZM53 193H55V192H53ZM61 193H62V192H61ZM98 193H103V191H102V192H98ZM171 193H172V192H171ZM184 193H185V192H184ZM211 193H213V192H211ZM260 193H261V192H260ZM51 194H52V193H51ZM55 194L58 195L57 193H55ZM172 194H173V193H172ZM176 194H177V193H176ZM178 194L180 195V191H179ZM181 194H182V193H181ZM185 194H186V193H185ZM199 194H200V195H199ZM204 194H205V193H204ZM214 194H213V196H216V195H214ZM59 195H60V194H59ZM169 195H171V194L169 193ZM173 195H174V194H173ZM250 195H251V198H252V197H253V194H250ZM255 195H256V194H255ZM46 196L49 197V194H48V195L46 194ZM94 196H95V195H94ZM94 196H92V199L94 198ZM96 196H99V194L96 195ZM154 196H155V195H154ZM174 196H175V195H174ZM205 196H207V195L205 194ZM205 196H204V197L202 196V197L205 198ZM247 196H248V195H246V197L243 198V199H244V200L247 199L248 202H247L246 200H245V201H246L247 203H250V202H249L250 199H249V197L247 198ZM257 196H258V195H257ZM262 196H263V194H262ZM44 197H45V196H44ZM57 197H58V196H57ZM159 197H160V196H159ZM159 197H158V198H159ZM164 197H165V196H164ZM167 197H168V196H167ZM195 197H196V196H195ZM195 197H194V198H195ZM202 197H201V198H202ZM211 197H212V196H211ZM236 197H237V196H236ZM239 197H240V196H239ZM239 197H238V198H239ZM154 198H156V197H154ZM165 198H166V197H165ZM171 198L173 199L172 196H171V197H170V196L168 197L169 200H170ZM197 198H198V197H197ZM197 198H196V199H197ZM203 198H202V199H203ZM212 198H213V197H212ZM215 198H216V197H215ZM238 198H237V199H238ZM253 198H254V197H253ZM253 198H252V199H253ZM255 198H257V197H255ZM51 199H54V198L51 197ZM58 199H59V198H58ZM156 199H157V198H156ZM163 199H164V198H163ZM163 199H162V200H163ZM168 199H167V200H168ZM239 199H240V198H239ZM248 199H249V200H248ZM257 199H258V198H257ZM157 200H158V199H157ZM157 200H156V201H157ZM164 200H165V199H164ZM167 200H166V201H167ZM169 200H168V203H169ZM193 200H194V199H193ZM197 200H198V199H197ZM200 200H201V199H200ZM156 201H154V202L157 203ZM159 201L161 202V199H159ZM189 201H190V200H189ZM245 201H243V202L246 203ZM252 201H253V200H252ZM151 202H152V200H151ZM190 202H191V201H190ZM198 202H199V201H198ZM201 202H202V201H201ZM243 202H242V203H243ZM262 202H263V201H262ZM158 203H159V202H158ZM158 203H157V205H158ZM161 203H162V202H161ZM166 203H167V202H166ZM187 203H188V201H187ZM143 204H144V202H143ZM146 204H147V203H146ZM146 204H144V205H146ZM151 204H152V203H151ZM153 204H154V203H153ZM169 204H170V203H169ZM169 204H168V205H169ZM194 204L196 205V203H194ZM194 204H193V206H194ZM209 204H210V203H209ZM157 205H153V206H154V208L159 209V207H161V206H160L161 204L159 205L158 208H157ZM162 205H163V204H162ZM199 205H200V204H199ZM201 205H202V204H201ZM206 205H208V204L206 203ZM210 205H211V204H210ZM147 206H148V205H147ZM202 206H203V205H202ZM164 207H165V210H166V209L169 208L170 206H167V205H166V206H164ZM164 207H163V208L161 207L160 209H164ZM166 207H167V208H166ZM204 207H205V206H204ZM144 208H145V206H144ZM207 208H208V207H207ZM262 208L264 209V207H262ZM139 209H140V208H139ZM149 209H150V208H149ZM160 209L158 210L159 212H160ZM230 209H231V208H230ZM259 209H260V208H259ZM263 209H262V211H263ZM107 210H108V209H107ZM154 210H155V209H154ZM231 210H232V209H231ZM231 210H229L228 213H230ZM103 211H104V210H103ZM103 211H102V212H103ZM105 211H106V209H105ZM161 211H162V210H161ZM167 211H168V209H167ZM167 211H166V212H167ZM178 211H179V210H178ZM102 212L100 211L99 214H100V213L102 214ZM137 212H138V211H137ZM159 212H158V213L156 212V214L160 215ZM179 212H180V211H179ZM179 212H178V213H179ZM232 212H233V210H232ZM253 212H254V211H253ZM103 213H104V212H103ZM160 213H161V212H160ZM176 213H177V212H176ZM226 213H227V212H225V215H227ZM234 213H235V212H234ZM99 214H98V215H99ZM101 214H100V217H101V218H104V216L106 217L105 214H102L103 217H102ZM173 214H174V213H173ZM198 214H199V213H198ZM223 214H224V213H223ZM232 214H233V213H232ZM244 214H245V213H244ZM244 214L242 215L244 218H243V217H239V218H238V216H240V215H238V214L236 215L237 217H235V216H234V217H233V216H232V217H229L230 219H228V220L226 219V221L224 220V221H225L224 223H226V224H222V225H226V226H227V223H228V222H229L230 224H232V225L235 224L237 227H239L238 230H237L236 232H238V231L240 230V228H241V227L239 226L240 224H242L243 226H244V224H245V226L247 225V227H246L247 229L250 228L251 226H254V225H255V224H254V221H253V225H250V226H248V224H250V222L247 223L248 221H251V222H252V220H249V219H251V216H252V215L246 214V215H249V216H248L249 218L246 217V218H248V221L246 222V219H245V216H246V215L244 216ZM255 214H256V213H255ZM258 214H259V213H258ZM261 214H262V213H261ZM263 214H264V213H263ZM98 215L96 216V218H98ZM176 215H177V214H176ZM181 215H182V214H181ZM187 215H188V214H187ZM191 215H192V214H191ZM194 215H196V214L194 213ZM194 215H193V216H194ZM228 215H229V214H228ZM113 216H114V215H113ZM142 216H145V215L143 214ZM182 216H183V215H182ZM193 216H192V217H193ZM253 216H254V214H253ZM253 216H252V217H253ZM261 216H263V215H261ZM100 217H99V219H100ZM115 217L120 218L119 216H116V215H115ZM178 217H179V216H178ZM183 217H184V216H183ZM263 217H264V216H263ZM96 218H92V219L95 220ZM118 218H117V219H118ZM140 218H141V217H140ZM158 218L160 219L161 217L158 216ZM158 218H157V220H159ZM179 218H181V217H179ZM194 218H195V216H194ZM253 218H258V217L255 215V217H253ZM261 218H262V217H261ZM89 219H90V218H89ZM92 219H90V221H91ZM112 219H113V218H112ZM120 219H122V221H123V218H120ZM127 219H128V218H127ZM175 219H176V218H175ZM183 219H185V218H183ZM183 219H181V220H183ZM190 219H191V218H190ZM115 220H116V219H115ZM124 220H126V219L124 218ZM161 220H162V218H161ZM161 220H160L159 222H161ZM178 220H179V219H178ZM185 220H186V219H185ZM220 220H221V219H220ZM244 220H245V221H244ZM253 220H254V219H253ZM258 220H260V223L262 224L263 221H261V220H263V219L258 218ZM258 220H256L255 222H257ZM86 221H87V220H86ZM86 221H85V223H86ZM99 221H100V220H99ZM122 221H121V222H122ZM174 221H175V220H174ZM222 221H223V219H222ZM91 222H93V220H92ZM91 222H90V223H91ZM113 222H114V221H113ZM113 222H112V223H113ZM152 222H153V224L155 223L154 221H152ZM152 222L149 223V225H152ZM190 222H191V221H190ZM87 223H88V221H87ZM87 223H86V224H87ZM180 223H183V222L180 221ZM184 223H185V222H184ZM188 223H189V222H188ZM229 223H228V224H229ZM246 223H247V224H246ZM260 223H259V224H260ZM86 224H85V225H86ZM88 224H89V223H88ZM93 224H94V223H93ZM158 224H160V223H158ZM161 224H162V222H161ZM161 224L158 226L157 223H156V225L158 226V230H159V229L161 230V226H162ZM163 224H164V222H163ZM186 224H187V222H186ZM230 224H229V225H230ZM238 224H239V225H238ZM259 224H258L257 230L255 229L256 231L260 230L259 228L262 227L261 224H260V225H259ZM81 225H83V224H81ZM81 225H79V226H81ZM112 225H113V224H112ZM154 225H155V224H154ZM156 225H155V226H156ZM220 225H221V224H220ZM222 225H221L220 227H224V226H222ZM262 225H264V223H263ZM88 226H89V225H88ZM88 226H87V227H88ZM90 226H92V223L90 224ZM90 226H89V227H90ZM93 226H94V225H93ZM113 226L115 227V224H114ZM152 226H153V225H152ZM155 226L153 227V230H154ZM163 226H164V228L162 227L163 229H162L161 231L164 233V232H167V230H168V235H169V230H170V229H169V228L166 229L165 225H163ZM184 226H185V225H184ZM184 226H183V229L185 228ZM243 226H242V227H243ZM245 226L243 227V229L245 228ZM256 226H257V225H256ZM256 226H255V228H256ZM149 227H150V226H148V228H147L148 231L150 230ZM230 227H232V226H230ZM234 227H235V226H234ZM234 227H233V228H234ZM237 227H236V228H237ZM84 228H85V227H84ZM115 228H117V227H115ZM151 228H152V227H151ZM233 228H232V229H233ZM78 229H79V231H80L81 229L84 231L86 228L83 229V227H82V228H81V227H79V228L77 227L76 230H78ZM165 229H166V230H165ZM174 229L177 230L176 228H174ZM218 229H219V228H218ZM229 229H230V228H229ZM232 229H231V230H232ZM234 229H235V228H234ZM251 229L253 230V227L250 228V230H251ZM82 230H81V233L83 232ZM153 230H151L150 232H152ZM224 230H228V229H224ZM235 230H236V229H235ZM252 230H251V232H250L249 229H248L247 232H245V233L250 232V233L252 234ZM255 230H253V231L255 232ZM261 230H262V229H261ZM148 231H147V232H148ZM154 231H155V230H154ZM161 231H158V233L160 234ZM171 232H173V231H170V233H171ZM174 232H176V231H174ZM225 232H228V231H225ZM232 232H233V231H231L230 234L236 236L240 231H239L237 234L235 233L236 235L234 234V232H233V233H232ZM242 232H243V231H242ZM259 232H261V231H259ZM259 232H257V233H259ZM263 232H264V231H263ZM263 232H262V233H263ZM220 233H221V234L223 233V235L226 236V238H228V236L230 237V234L227 235V234H224V232H220ZM74 234H75V233H74ZM77 234H79V233H77ZM147 234H148V233H147ZM151 234H152L153 236L156 237L157 232H156V233H155V232H152ZM154 234H155V235H154ZM159 234H158V235H159ZM176 234H177V233H176ZM240 234H241V233H240ZM255 234H256V233H255ZM255 234H253V235H255ZM152 235H150V236H152ZM160 235H161V236H162V235L165 236L166 234H162V233H161ZM168 235H166V236H168ZM223 235H221V236L223 237ZM241 235H242V234H241ZM75 236H76V235H75ZM75 236H74V239L77 240L76 237H79L80 235H79V236H76V237H75ZM81 236H82V235H81ZM148 236H149V234H148ZM153 236H152V237H153ZM211 236H212V235H211ZM211 236H210V238H211ZM221 236H220V234H219V237H221ZM102 237H103V239H104V238H105V239H108V240L110 239V238H106V237H104V236H101V237H100V241H101V238H102ZM155 237H153V238H155ZM212 237H213V236H212ZM236 237L239 238V236H236ZM245 237L248 238L247 235H246ZM149 238H151V237H149ZM149 238H148V240H149ZM163 238H164V237H163ZM207 238H208V237H207ZM258 238H259V237H258ZM158 239H159V238H157V239L155 238V239H153V241L156 240V242H157ZM208 239H209V238H208ZM244 239H245V238H244ZM72 240H73V237H72ZM76 240H75V241H76ZM162 240H163V242H162V244H163V243L165 242L164 240H168V238L166 237V239L164 238V239H162ZM219 240H220V239H219ZM75 241H74V242H75ZM98 241H99V240H98ZM103 241H104V240H103ZM106 241H107V240H106ZM109 241L112 242V239L109 240ZM150 241H151V239H150ZM153 241H152V242H153ZM158 241L160 242V240H158ZM211 242H212V241H211ZM211 242H210V243H211ZM213 242H214V241H213ZM218 242H219V241H217V243H218ZM147 243H148V242H147ZM149 243H150V242H149ZM152 244H153V243H152ZM152 244H151V247L154 246V245H152ZM165 244H166V242H165ZM168 244H169V243H168ZM208 244H209V242H208ZM215 244H216V243H215ZM108 245H109V244H108ZM118 245H119V244H118ZM124 245H125V244H124ZM155 245H156V244H155ZM157 245H158V244H157ZM115 246H116V245H115ZM120 246H122V245H120ZM162 246H163V245H162ZM206 246H207V245H206ZM213 246H214V245H213ZM263 246H264V244H263ZM90 247H91V246H90ZM90 247H89V248H90ZM113 247H114V245H113ZM122 247H123V246H122ZM122 247H121V248H122ZM147 247L149 248L148 245H147ZM147 247H146V248H147ZM159 247H160V249H161V246H159ZM261 247H262V246H261ZM115 248H116V247H115ZM115 248H111V249L114 250ZM153 248L155 249L156 247L154 246ZM118 249H120V248H118ZM118 249H117V250H118ZM158 249H159V248H158ZM120 250H123V249H120ZM126 250H128V249H126ZM126 250H125V251H126ZM131 250H132V249H131ZM148 250H149V249H148ZM156 250H157V248L155 249V251H156ZM166 250H167V249H166ZM72 251H73V250H72ZM75 251H76V250H75ZM149 251L151 252V250H149ZM152 251H154V250L152 249ZM155 251H154L153 254H150V256H152V255L154 256ZM76 252H77V251H76ZM78 252H79V251H78ZM111 252H112V251H111ZM118 252H119V250H118ZM122 252H123V251H122ZM127 252H128V251H127ZM131 252H133V251H131ZM112 253H113V252H112ZM115 253H117V252H115ZM151 253H152V252H151ZM156 253H157V251H156ZM159 253H160V252H159ZM77 254H78V253H77ZM79 254H80V253H79ZM79 254H78V255H79ZM104 254H105V253H104ZM119 254H120V256H121V255L124 256V258L121 257V258H122V259H121L122 261L120 260L121 263L123 262V264H124V263H125V264H128V263L131 261V260H129L130 258L128 259L129 256H128V257L126 256V255H127L126 253H125L126 255H123V253H118L117 255H119ZM129 254H130V252H129ZM132 254H133V253H131L130 257H132ZM161 254H162V252H161ZM158 255H160V254H157V256H158ZM162 255H163V254H162ZM170 255H171V254L169 253V256H170ZM73 256H74V255H73ZM90 256H91V255H90ZM90 256H89V257H90ZM99 256H101V255H99ZM103 256L106 257L107 255H106V256L103 255ZM155 256H156V254H155ZM157 256L155 257V258H156V259H155L156 261H158V260H157ZM160 256H161V255H160ZM166 256H167V255H166ZM166 256H165V258H166ZM169 256H168V257H169ZM171 256H173V254H172ZM77 257H78V256L76 255L75 258H77ZM94 257H95V256H94ZM94 257H92V258L94 259ZM125 257H127L128 260L125 259ZM133 257H134V256H133ZM78 258H80V256H79ZM95 258L97 259V256H96ZM101 258H102V256H101ZM117 258H118V257H117ZM117 258H116V261L118 262L119 259H117ZM119 258H120V257H119ZM135 258H136V256L134 257V259H135ZM151 258H152V260H153V257H150V259H151ZM162 258H164V257H162ZM239 258H240V257H239ZM239 258H235V259H236L235 261H238V260H239V262H240L241 258H240V259H239ZM244 258H245V257H244ZM98 259H100V258H98ZM98 259H97V261H98L99 264H100V263H101V259H100V261H99ZM104 259H105V258L102 259V260H103L102 262H105ZM114 259H115V257H114ZM114 259H113V260H114ZM123 259L126 260V262L123 261ZM158 259L160 260L161 258L158 257ZM166 259H167V258H166ZM172 259H173V257H172ZM172 259H171V260H172ZM83 260H85V259H83ZM94 260H95V259H94ZM94 260H93V261H94ZM135 260H136V259H135ZM155 260H154V261H155ZM161 260H162V259H161ZM167 260H168V259H167ZM171 260H170V261H171ZM174 260H175V259H173V262H174ZM93 261H90L89 264H93ZM116 261L114 260L113 263H114V262L117 263ZM127 261H128V262H127ZM141 261H142V260H141ZM149 261H150V260H149ZM154 261H153V262H154ZM163 261H164V260H163ZM175 261H176V260H175ZM242 261H243V260H241V262H242ZM91 262H92V263H91ZM94 262H95V261H94ZM98 262H97V263H98ZM108 262H109V261H108ZM108 262H107V263H108ZM134 262H135V261H134ZM158 262H159V261H158ZM160 262H161V261H160ZM243 262H244V261H243ZM263 262H264V261H263ZM85 263H87V262H85ZM107 263H106V264H107ZM110 263L113 264L112 262H110ZM110 263H108V264H110ZM137 263H139V262L136 261V264H137ZM154 263H155V262H154ZM87 264H88V263H87ZM95 264H96V262H95ZM118 264H120V262H119ZM129 264H135V263H133V260H132V263H129ZM141 264H142V263H141ZM157 264H158V263H157ZM162 264H163V263H162ZM169 264H170V263H169Z\"/></svg>","mask_w":264,"mask_h":264}]
</instances>
